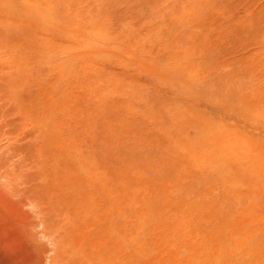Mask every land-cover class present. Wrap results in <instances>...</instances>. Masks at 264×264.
<instances>
[{"label":"rangeland","instance_id":"obj_1","mask_svg":"<svg viewBox=\"0 0 264 264\" xmlns=\"http://www.w3.org/2000/svg\"><path fill=\"white\" fill-rule=\"evenodd\" d=\"M5 1V2H4ZM7 0H1L0 2H1V6L2 7H4V8H6V4L8 5V7H7V11L8 12H6L5 10H0V81L1 80H3L4 78H6V75L7 76H10V74L12 73V75L14 74L13 72H16L17 71V69L16 68H19V70H20V76H18L19 74H17V78L18 77H20V81H21V83H23V84H21V86L20 87H24L23 89H25L26 91H23V89H22V91H21V93H23L24 92V94H23V96L21 97V94H20V96L19 97H21V98H18V96H17V94H14V96H17V98L15 99V100H17V104H16V102H15V104L16 105H14V104H12V101L14 100V97H12V95L9 93V92H12V91H5V89H9L7 86H8V84H6V87H5V89H2L1 87H0V112L1 111H3V112H5V113H2L4 116H2L1 114H0V264H55V261H54V263H53V260H55V258L56 259H58L57 258V254H60L62 251H63V249H64V247H65V245H64V238H63V235H65V232L66 231H64L63 230V225H64V222H65V217L64 216H67V215H63V219L61 220V219H59L58 217H56L57 215H58V213H59V211L58 210H60V212L62 213V214H66L65 212H69L70 211V209L68 208V206H70L71 204H72V199H73V196L77 193L78 194V192H82V191H85V192H87L88 190L89 191H93V193L94 192H96L94 195H95V198L96 199H99V201L101 202V204L99 203V202H97V210H99V209H102V208H99V206H102V205H106V203H108V201H109V198L112 196L113 198L115 197L116 198V196L118 197L119 195H120V197L122 196L121 195V193H119L120 192V190H121V192L125 195V197H131V187L132 188H136V191L134 192V190H133V194L134 193H137V194H135L136 196L140 193V191H142L141 193H140V195H138V196H140V197H136L135 195H133L134 197H133V199H135L134 201H135V205L137 204V206L135 207V210L133 209H131L132 207L131 206H127V202L124 204V206H122L121 207V209H122V211H123V214L126 216V218H127V220L130 222L129 224H131V221H135L134 219L136 218V219H143V221L146 223L145 224V229L146 230H149V227H150V224L148 225L147 224V222L146 221H148L149 220V218H151L149 221H151L152 220V218H154V220H152L154 223L155 222H157L158 223V219L156 218L157 216H158V214H159V216H161V217H163L162 219H164V222L163 221H161L162 219H160V222H161V224H160V226H162V224H163V226L165 225L166 226V228H167V225H168V223L169 224H172V223H170V222H172V219H174L173 217H175V219H174V221H173V223L175 222L176 224H177V220H178V223H179V219L181 218V217H179V216H181V214H180V212H181V210L183 209L184 210V208H182L183 207V205H184V201H186V200H184L183 202H181V201H179L178 199H180V198H183V197H181L180 195H182V196H184L183 194H186L187 192H188V194L187 195H189L191 198H192V196L194 195L193 194V191L191 192V195L189 194V190H194V189H196L197 188V190L199 189V191H196L197 192V194H196V192L194 191V193H195V195H198V192L200 193V194H202V195H204V193H209L206 189H203V183H204V178L200 175V174H198V172H195L194 171V169H192V168H190L187 164V167L186 168H181L180 166H179V168H178V164H181L182 163V161H185V160H182V159H184V158H182V157H186L187 156V154H188V157H190L189 155H191L190 153H192V150L191 149H193V146L195 147V145L197 144H193V142L194 141H192L191 142V140L192 139H194V138H196L197 140H198V142H200L199 141V139H200V136H202V131H199V130H201L200 128L197 130H194L193 129V131L192 130H186V129H188L189 127H190V125L188 126V127H186L185 129H183L182 128V130L184 131V133H185V135H186V133H187V136L189 135V136H191V138L190 137H187L186 138V136L185 135H182V136H184V138H183V144L185 145L186 143H187V141L189 142V146H190V148L191 149H189V146L188 147H185L184 145H183V147H182V150L180 151L179 149L177 150V152H179L178 154H180L181 153V155H182V153H184V152H188V150H185L184 152H183V149H189V150H191V152L189 153H186L185 155H182V157L181 156H179V155H177L176 154V152H175V154L178 156V159H177V157H175L177 160H178V163H177V160L175 159L174 160V154H171L172 152H171V150L172 149H175L174 148V145H179L180 143H181V141L179 142V143H177V144H174L173 145V143L171 142V140L170 141H168L170 138H172V135H173V133H171L170 132V130H172V129H177V127H178V130H180V133L182 132V130L181 129H179V127H183L182 125L180 126V125H178V124H180L179 122V120H181V119H179L181 116H182V114L181 115H179L180 117L177 119L179 122L178 123H175V127L173 128V127H171L172 126V123H174V120L172 121V119H174L175 117H177L178 115H177V113H178V111H181L183 108H182V106H185V105H187L188 103H187V99H188V97H186V96H183L182 97V95H181V97H179L180 96V94L178 95V94H176L177 92H175L174 90H172V88L170 89V88H168L167 87V85L166 86H164V85H161V86H157V84L158 83H156V84H154V83H152V82H154L155 80H153L154 79V77L155 78H161L162 79V77L163 78H165L166 77V75H165V73L163 74V72L161 73L160 71L161 70H159L160 68H164V67H166L167 65H166V63H163L162 61L164 60V59H168V58H170V59H168L169 61L170 60H172V58L170 57V56H167V57H165V55L167 54L166 52L170 49V51H172L173 53H175V52H177L176 50H174L175 49V46H176V48H178V46L177 45H180V43L179 42H181V49H179V50H181L182 51V54H180V52L181 51H178V56H177V54H176V60H177V62L175 61V59H174V56H175V54H173L174 56H172L171 55V53H170V51H168V53H169V55H171L172 57H173V59H174V61H171V62H169L168 61V63H169V65H172L173 63V65L171 66L172 68H171V70L174 68L173 66H175V65H178L179 63H185V65H186V63L188 64L189 62H191V61H193V59H195L194 61H193V63H194V65H196V60L197 59H199V58H201V60H198V61H203V62H198L197 61V64L199 63L200 64V66H199V70L205 65L204 63H206V64H208V66H206V68L208 67V69H204L205 68V66L203 67V69H201V71H199L198 73L200 74V73H202V72H206V73H203V74H200V75H198V74H195L194 72H193V75H197L198 76V78H196V76H195V80H198L197 81V83L195 82L194 83V85L196 86V84H197V86L196 87H194V91L196 90V88L198 89L197 91H198V93H200V92H205V93H207V94H203V93H200L199 94V98H198V96H196V97H192L193 99H196L195 101H190V100H193V99H189V101L188 102H190L189 103V105L190 106H192L194 109H196V110H194V111H196V112H193V111H191V109H190V111L188 110L189 108H190V106H188L187 105V111H189V112H187L186 111V107H185V109H184V111L186 112V113H188V114H185V116L186 117H188V119H186L185 117V120H181L182 121V123L185 121V123H186V120L188 121L189 120V122H191V120H190V118H191V113L190 112H193L194 113V115H192L193 116V120H195V117H197V116H195L196 114L195 113H197V115H198V113H203L202 111H205L204 113H208V114H206V115H204V113H203V115H204V117L205 116H207L206 118L208 119H210L209 121H212V117H217V119L215 118V119H213V120H217V121H215V123H217L218 124V122H220V124L221 123H223L222 122V120H224V122L225 123H223V124H221L224 128H229L230 126H233L232 124L230 125V123H228L227 124V121H229V122H231V123H233V121H234V123L233 124H235L236 122L238 123L239 122V124H236V125H239L240 127H242V129L241 128H239L238 127V129H236V128H234V127H232V128H234L238 133H244V135H246V134H248V133H251V135H254L255 136V138L256 139H262V137H263V139H264V136H262L263 134H264V130H262L263 129V126H261V123H260V126H261V128H260V126H258V128H259V130L258 131H260V132H263V133H261V135H260V133L259 132H257V131H255L256 129H257V126H256V128H255V130L253 129L255 126L254 125H256V124H253V126H251L252 125V123H250V122H248L249 120H248V117H247V114L245 115V117L244 116H242V114H237L236 115V112L238 111V112H241V111H239V109H240V107H241V105H243V103H245L242 107L244 108V106L245 105H247L248 104V106L249 105H251V103H252V106H253V108L254 107H256V108H260L262 105H263V107H264V93L263 94H261L262 92H263V90H259L258 88H256V90L258 89V93H260V96H263V97H261V100H258L260 97L259 96H256V95H258V93H257V91H255V96H256V98H257V102H259L260 101V105L255 101V100H253L254 99V97H253V99H252V101L250 102V103H248V100L249 99H247L246 100V98L244 99V98H242V97H247V95H245V96H242V95H244L247 91L248 92H250L249 90L252 88L251 87V85L249 84L250 82L249 81H246V80H244L246 77H247V71H249V73H248V77L246 78V79H248V80H250V77L249 76H251L252 77V75L254 74L255 75V78L258 76L259 78H260V81L262 80V81H264L263 79H264V76L262 75L264 72H263V70H264V68L262 67V69L260 70L259 68H258V66L257 65H255V64H258L259 62H261V63H264V59L261 57L262 55H261V53H263L264 54V52H262V50L264 51V0H209V1H207V0H199L198 2H200V5H197L198 7H199V9L200 10H202V11H199V9H198V12H199V15L201 14V17H200V19L199 20H195V16L198 14V12H197V8H196V12H195V14H194V10L193 9H191V10H189L188 11V14H190V13H192L191 11H193V14H191L190 15V17H191V20H190V18H189V16L187 17L188 19V21H192V23L190 22V24H188L187 22H186V24H188L189 25V27H188V25L186 26V28H188V29H183V28H181L180 27V25H181V23H175V22H182L183 20H177V14L176 15H173L172 13H176L177 12V8L178 7H180V6H183V4L185 3V1L187 2L188 0H97V2L95 1V0H80V2H78L77 0L75 1V0H72V1H70V0H42V1H40L39 0V3H41V2H45V4L47 5V3H48V7L49 8H53V9H57V11H58V13H57V11H53V10H50V11H52L54 14L55 13H57V15H58V17L57 16H55V17H57V18H59V16H61V17H63V19H66L65 21H69V19H70V23H72V24H75V22L74 21H77V18H76V16H78L79 14L83 17L84 16V18H82V17H80L81 19H80V21H77V22H81L80 23V25L83 23V22H85V23H83V25L84 26H86V27H88V26H90V25H92V26H96V24H99V23H96V24H92L93 22H92V20L95 18L96 19V21L98 20V17L99 16H101V17H99V18H102V20H103V18H105V20H106V22L104 23V22H102L101 21V19H99L104 25H105V28L103 27V26H100V27H102V28H104V29H102V28H100L99 26V28H100V30H106V31H103V33H102V31H100V36L98 35L99 34V32L96 34V32L97 31H99V30H95V28H98V27H88V28H86V27H84L83 25H81L82 26V28L84 27V28H86L87 30H83L82 28H81V26L79 25V26H77V27H79L78 29L79 30H77V31H75L76 30V27L73 25H70L71 26V28L69 27V28H66V31H67V29H71V30H73V32H76V33H71V34H69L71 31H67V32H65L66 33V35H67V33H68V35L64 38V40H62V41H60L61 43L60 44H63L64 46L63 47H65V49L64 50H62L63 49V47H62V51H67V50H69V51H71V53L70 52H66V53H69L70 55L72 54V57H74V55H73V53H75V57H76V53H77V58L78 59H80L81 58V56L82 57H84V55L87 57L88 56V53L90 52L89 50H91V52H90V58L91 59H94V60H90V61H92V62H90L92 65H90L88 62H85V61H80L79 60V62L81 63V62H84V63H88V65L89 66H91L92 68H94V70L93 71H95L96 69V71L95 72H89L90 70H83V68H79V66L80 67H83L84 65L82 64H80V65H77L76 63L74 64L73 62H72V58H70L71 59V62L73 63L71 66H73V68H70V67H68V66H70V61L68 62L67 61V56H65L66 57V61L69 63V65L67 64V62H66V64H67V68H69V69H71V70H69V71H71V72H73V70L75 71V72H73V73H67L68 75H70V76H65L66 78H67V82H69V83H66V81H65V79L63 80V78H62V75H60V73H59V67L57 68L56 66H58V63H60V62H57V63H55L56 64V66H55V64L53 63L54 62V59H53V61H50V62H52L53 64L52 65H54L56 68H54V70L56 71V72H51V71H49L48 70V65L47 64H42V63H40V65L39 64H37L36 62H32L31 61V59H29L30 58V56H29V58H26V57H28V53L31 51H34L36 48V45H37V47H38V45H39V41L38 40H40V38L41 37H43V36H41L42 34H40V35H38L39 34V32H42L43 31V29H44V27H45V30H46V32H47V30L48 29H46V26H44V25H42V26H44L43 27V29L42 28H40V24H38L39 23V21L36 19V18H34L35 17V13L34 12H32L31 10H28V7H27V5H28V3H26L27 5H26V7H27V11H28V13H27V11H26V13H24V14H29V11L30 12H32L31 13V16H29V15H27L28 16V18H27V16L26 15H21V14H23L22 12H24L22 9L21 10H19L18 9V7H19V5H20V7L19 8H21L22 6L21 5H24L23 3L21 4V2H22V0H21V2H19L20 0H17L18 2H17V4H16V0H11V1H13L12 3H11V1L10 0H8V2H6ZM28 1H31V2H29L30 4H34L33 6H35V7H38V6H42V5H44V3L41 5H39L35 0H28ZM33 1V2H32ZM48 1V2H47ZM62 1V2H61ZM70 1V2H69ZM97 3V6L95 5H93V3L94 4H96L95 2ZM99 1V2H98ZM195 1V3H196V1L197 0H194ZM15 2V3H14ZM23 2H26V1H24L23 0ZM47 2V3H46ZM66 2V3H65ZM73 2H75V3H73ZM77 2H78V4H77ZM91 2V3H90ZM162 2V3H161ZM184 2V3H183ZM197 2V3H198ZM205 2V3H204ZM206 2L208 3V7H205V6H207L206 5ZM6 3V4H5ZM11 3V4H10ZM51 3V4H50ZM57 3V4H56ZM68 3V4H67ZM160 3H161V6H160ZM177 3H179V4H182V5H179L178 4V7L177 8H175V5L174 4H176L177 5ZM196 3V4H197ZM203 3V4H202ZM5 4V5H4ZM18 5V7H16L17 8V10L15 11V12H17V15H14L15 14V12H14V10L16 9H12V8H10V10L12 11V13L9 11V6L10 5ZM37 4H38V6H37ZM52 4H53V6H52ZM79 4H81L79 7H77ZM92 4V5H91ZM158 5V7H156V9H155V5ZM196 4H195V6H196ZM202 4V5H201ZM4 5V6H3ZM32 5L30 6V7H32ZM66 5L67 6H69V10H68V7L66 8ZM75 5V6H74ZM86 5V6H85ZM156 5V6H157ZM173 7H172V6ZM185 5V4H184ZM51 6V7H50ZM154 6V7H153ZM186 6H187V4H186ZM196 6V7H197ZM206 9H204L203 7ZM11 7V6H10ZM14 7V6H13ZM34 7V8H35ZM44 7V6H43ZM75 7V8H74ZM77 7V8H76ZM152 7H153V10L155 11H153L152 13H151V10H152ZM64 8H66L65 10V13L66 12H68L69 11V13H70V11H71V13L70 14H72V15H74L75 13H76V16H71L70 14H65L66 16H68V15H70L69 16V19H67V17L64 15ZM74 8V9H73ZM79 8H81L80 9V11H79ZM158 8H160L161 10H167V13H165L164 11H161V12H163V13H160L159 12V10H157ZM173 8H175L176 10H173ZM1 9V8H0ZM36 9V8H35ZM39 9V8H38ZM38 9H36V11L38 10ZM60 11H59V10ZM75 9H76V11H75ZM77 9H78V12H77ZM33 10V9H32ZM83 10V11H82ZM88 10V11H87ZM100 10V11H99ZM157 10V11H156ZM172 10V11H171ZM21 11V12H20ZM35 11V10H34ZM82 11V12H81ZM168 11L170 12H172V13H168ZM174 11H176V12H174ZM2 12V13H1ZM13 12H14V14H13ZM20 12V13H19ZM60 12L62 13V14H60ZM74 12V13H73ZM89 12V16H88V14L87 13ZM95 12V13H94ZM99 12H101V13H103V15H105V16H103V15H101V13H99ZM156 12H159V14H160V17H159V21H161V23H162V29H161V27H159L158 28V26H160V24L158 23V25H156L157 26V28H156V26H154V28L155 29H157V31L154 29V28H152V26H151V28L152 29H150V31L152 30L153 32H151V34H155V33H157L159 36H157V34H155V35H148V33H150L149 32V28H150V26L148 27V25L149 24H154V22H151V18L153 17V15H154V17L155 16H159V14L157 13L156 14ZM201 12V13H200ZM6 13V14H5ZM8 13V14H7ZM9 13H10V15H9ZM18 13L20 14L19 16H20V19H18L17 18V16H18ZM53 13H50L51 14V16H53ZM79 13V14H78ZM83 13V14H82ZM97 13V14H96ZM99 13V14H98ZM156 14V15H155ZM164 14H165V20H163V16H164ZM170 14H172L173 16H170ZM62 15H64V16H62ZM87 15V16H86ZM95 15V16H94ZM169 15V19L170 20H172V23L171 22H168L167 23V21H169L168 20V18H167V16ZM193 15H195V16H193ZM12 16V17H11ZM18 16V17H19ZM21 16H24V18L22 17L21 18ZM34 16V17H33ZM90 16H91V18H92V16L94 17V18H90ZM16 17V18H15ZM55 17H51L52 19L54 18V20L56 19ZM65 17V18H64ZM73 17V18H72ZM74 17L76 18V19H74ZM85 17H87V18H85ZM89 17V18H88ZM154 17H153V21H154ZM174 18V20H176V21H173V19L172 18ZM175 17H177V18H175ZM199 17V16H198ZM198 17L196 16V19H198ZM263 17V18H262ZM27 18V19H26ZM29 18H31V19H33L34 21L31 23V25H30V27L33 29H30V27H28L27 25L29 24ZM74 19V20H72V19ZM167 18V19H166ZM19 20V23H17L18 25H20V23L21 24H23V26H21V27H23V28H20L19 30H13L12 28V26L14 25L15 26V24L14 23H16L17 21H15V20ZM21 19H23V20H21ZM62 19V18H61ZM90 19V20H89ZM95 19L93 20V21H95ZM162 19V20H161ZM25 20H27V21H25ZM57 20V19H56ZM55 20V21H56ZM73 22H72V21ZM91 22V24L89 23V21ZM98 20V21H99ZM155 21H156V23L155 24H157V20H156V17H155ZM162 21H166L165 23L164 22H162ZM185 21V20H184ZM25 22H27V23H25ZM57 23H53V25L54 24H58L59 26L61 25L63 28H61V26L59 27V28H61V29H64L65 27L64 26H66V25H62V23L64 24V23H66V22H60L59 20H57L56 21ZM77 22H76V25H77ZM88 22V23H87ZM100 22V23H101ZM37 25H36V24ZM61 23V24H60ZM147 23H149L148 25H147ZM166 24L167 23V25H164V24ZM183 23V22H182ZM27 24V25H26ZM35 24V25H34ZM103 24H100V25H103ZM180 24V25H179ZM185 24V25H186ZM25 25V26H24ZM58 25H56V27L58 28ZM17 26V25H16ZM33 26V27H32ZM166 26H167V31H166ZM181 26H183L184 28H185V26L184 25H181ZM240 26H243V28L242 27H240ZM244 26H246V27H244ZM250 26V27H249ZM10 27H12V28H10ZM20 27V26H19ZM34 27H35V32H36V34H35V32H34ZM50 27V29H52V27L54 28V33H52V32H50V29H49V33H52V34H56V27H55V25L54 26H48L47 28H49ZM72 27H74V28H72ZM249 27V29L247 30V28ZM17 28V27H16ZM37 28H39L40 30L42 29V31H39V30H36ZM81 28V29H80ZM60 29V32L61 31H63V30H61ZM159 29V30H158ZM242 29H243V31H242ZM53 30V29H52ZM83 30L84 32H81V31ZM38 31V32H37ZM31 32V33H30ZM34 32V33H33ZM59 32V33H60ZM104 32H108V35H110V36H113V39L115 38V39H117V43H118V41H119V45L121 46L119 49H116V48H113V49H110V46L109 45H113V41L115 40H111L110 38L111 37H109L108 35H106ZM164 32H165V34H164ZM32 33H33V35L35 36H33L32 35ZM44 34H45V31L43 32ZM62 33V32H61ZM91 33V34H90ZM95 33V34H94ZM169 33V34H168ZM43 34V35H44ZM64 34V33H63ZM87 34H90L91 35V38L92 39H94L95 38V36H96V38H95V41H92V39H91V42H90V44H92L93 43V47H95V43H96V46H99L100 44H99V42L98 41H100V40H102V39H104L105 38V36H104V34L106 35V36H108L109 37V40H111V42L109 41L108 42V44L109 43H112V44H109L108 46L107 45H105V47L103 48L102 47V45H104V44H102V45H100L102 48L100 49V47H97V49H94L93 47V49H94V51H95V53H94V51H93V49H91L90 47H91V45H88L87 43H89L88 42V37L90 36V35H88L87 36ZM95 36H94V35ZM102 34H103V36H104V38H101L102 37ZM163 34V37L161 36ZM168 34V35H167ZM54 35H52V41L54 40L53 38V36ZM57 36H58V32H57V34H56ZM56 35H55V38H56ZM59 35H61V36H63L62 34H59ZM65 35V34H64ZM93 35V36H92ZM166 35V36H165ZM170 35V36H169ZM173 35V36H172ZM34 38H33V37ZM38 38H37V37ZM40 36V37H39ZM45 36H47V34L45 35ZM98 36H99V38H98ZM48 37H50V36H48ZM47 37V38H48ZM59 37V36H58ZM69 37V38H68ZM153 37H157L156 39H155V41H154V38ZM158 37H159V40H158ZM160 37H162V38H160ZM168 37V39L169 40H171L170 42H172V43H174L172 40H176V43H177V45L175 44H173V47H171V43H170V47L171 48H169L168 46H166L167 47V49H165V53H164V51L162 52V50H161V47H162V49H164V47H163V45L162 44H165V43H161V41L162 40H164V41H167V43H168V39L167 40H165L164 38H167ZM183 37H185V38H183ZM263 37V38H262ZM51 38V37H50ZM49 38V40H51ZM172 38H174V39H172ZM176 38V39H175ZM189 38V39H188ZM32 39H36L37 41H33ZM106 39L108 40V38L106 37L105 38V41H106ZM160 39H161V41H160ZM188 39V40H187ZM43 40H45V38L43 39V38H41V41H43ZM46 40H48V39H46ZM45 40V41H46ZM49 40H48V42H49ZM56 40L57 39H55L54 41H53V45H54V42H56ZM60 40V39H59ZM180 40V41H179ZM182 40V41H181ZM190 40V41H189ZM51 41V42H52ZM84 41H86V44H84L85 42ZM90 41V40H89ZM104 41V42H105ZM163 41V42H164ZM32 42H34V43H32ZM95 42V43H94ZM97 42H98V45H97ZM115 42H116V40H115ZM186 42V43H185ZM35 43H36V45H35ZM42 43V42H41ZM43 43H45V42H43ZM100 43H102V41H100ZM167 43H166V45H167ZM169 43H168V45H169ZM35 45V47L33 48V45ZM56 44V43H55ZM60 44H59V46H60ZM82 44V45H81ZM106 44H107V42H106ZM117 44V45H118ZM182 44H183V46H182ZM48 45H49V43H48ZM117 45H115L114 44V46L115 47H119V45L117 46ZM187 45H188V48H187ZM30 46V47H29ZM51 46V45H50ZM88 46H90L89 48H88ZM106 46H107V48H106ZM113 46V47H114ZM165 46V45H164ZM54 47V46H53ZM58 47V46H57ZM13 48V50L12 51H14L15 52V50H16V55H18L17 57H16V55H14V52L13 53H9V51L11 50ZM28 48V49H27ZM32 48V49H31ZM61 48V47H60ZM59 48V49H60ZM99 48V49H98ZM174 48V49H173ZM183 48V49H182ZM40 49H42L41 48V46H39V51H41ZM51 49V48H50ZM104 49H108L107 50V53H106V51H104ZM186 49H187V51H186ZM52 50V49H51ZM54 51H55V48L53 49ZM58 50V49H57ZM56 50V51H57ZM60 50V51H61ZM101 51V55H98L99 53H100V51ZM109 50H111L110 52H109ZM184 50V51H183ZM11 51V52H12ZM26 51H29L28 53H26ZM36 51V50H35ZM59 51V52H60ZM96 51H97V59H95L94 57L92 58L91 56H93V54H96ZM261 51V52H260ZM24 52H25V54H24ZM37 52H38V50H37ZM58 52V51H57ZM103 52H105V53H103ZM109 52V53H108ZM184 52V53H183ZM187 52V53H186ZM56 53V52H55ZM62 53L63 52H61V54H59V56L58 57H60V55H62ZM80 53V54H79ZM82 53V54H81ZM186 53V54H185ZM24 54V55H23ZM31 53H29V55H30ZM41 54V53H40ZM52 54H53V52H52ZM52 54H50V55H52ZM64 54V53H63ZM84 54V55H83ZM92 54V55H91ZM12 55L14 56V57H16L17 59H16V64L14 63V61L12 60ZM25 55H26V57H25ZM34 55H36V56H38L37 54H34ZM34 55H31V56H34ZM47 55V54H46ZM45 55V56H46ZM49 55V56H50ZM65 55V54H64ZM80 55V56H79ZM253 55H254V57L256 58V62L257 63H255L254 65H255V68L253 69V72H251L250 73V71H252V70H250V68H251V66H252V68L254 67L253 66V63L255 62V61H249V60H254L253 59ZM44 56V55H43ZM45 56L44 57H41V55H40V57H41V59H43V58H45ZM53 56H54V54H53ZM89 56L87 57L88 58V61H89ZM95 56V55H94ZM8 57V58H7ZM14 57H13V59H14ZM48 57V56H47ZM50 57H52V56H50ZM50 57H49V59H50ZM64 57V56H63ZM69 57H71V56H68V60H69ZM80 57V58H79ZM155 57V58H154ZM11 58V59H10ZM34 58H36V57H33V61H35V59ZM38 58V59H37ZM36 59H37V61L38 60H41V59H39V56L37 57ZM85 58V57H84ZM152 58H153V61H154V59H155V61L157 62V63H159L158 61H160L161 62V64L163 63V65L165 64L166 66H162L161 67V65L159 64V67L160 68H158V64L154 61H151L152 60ZM158 58V61L156 60ZM161 58V59H160ZM162 58H164L163 60H162ZM25 59H29L30 61H24ZM45 59H47V58H45ZM48 59V60H49ZM57 59L59 60V58H55V60L57 61ZM64 60V58H61V60ZM78 59L77 60H75L76 62H78ZM192 59V60H191ZM206 59V60H205ZM51 60V59H50ZM62 60V61H63ZM84 60H86V58L84 59ZM248 60V61H247ZM43 61H44V59H43ZM55 61V62H56ZM150 61L151 62H153V64H151L150 63ZM167 62V60H164V62ZM205 61H208V62H205ZM28 62H30V63H28ZM46 62H47V60H46ZM175 62H176V64H175ZM247 62H252V65L251 66H249L248 68L246 67L245 68V64H247ZM147 63V64H146ZM148 63H150V65L149 66H151V65H153V67L151 66V68L148 66ZM155 63L157 64L156 66H155ZM192 63V62H191ZM182 64V65H183ZM198 64V65H199ZM50 65V64H49ZM75 65L79 68H77V67H75ZM87 65V64H86ZM148 67H147V66ZM185 65H183V66H185ZM189 65H190V63H189ZM249 65V64H248ZM247 65V66H248ZM262 64H259V66H261ZM180 66V65H179ZM202 66V67H201ZM262 66H264V65H262ZM40 67H42L43 69L42 70H44V72H45V74H46V72L48 73V75L50 74V76H52L51 78L53 79V82H54V78L53 77H55L56 76V78H55V80H57V81H55L57 84H59V86L57 85V89H58V91H59V89H61L62 88V86L64 85L65 87H66V85H67V89L66 90H68L67 91V94H69V95H66V96H64L62 99H68V100H66V101H63L62 100V103L64 102H67V103H65V105L63 106V104L62 103H58L56 100H58V98H60L61 99V95H60V97L59 96H57V95H59V93L57 92V89L55 90V87H54V90H52V91H56L57 92V95H56V92L55 93H53V95H52V92H49L50 90H51V85L53 84H50V86H49V84H47L46 83V81L49 79V80H51V78H47L48 76L47 75H44V76H47L46 78H47V80H45L46 78H43L42 77V75L41 74H39V73H41L42 71H41V68ZM50 67V66H49ZM86 67V66H85ZM90 67V68H91ZM159 70V73H158V70L156 69V68ZM195 67V66H194ZM201 67V68H200ZM256 67H257V72L255 73L254 71H256L255 69H256ZM76 70H75V69ZM88 67H86L85 69H87ZM89 68V69H90ZM149 70H148V69ZM187 68H189L188 66H186V74H187V76H189L190 77V79H191V81H193L194 80V76L192 75V72L191 71H188L187 70ZM247 70H245V69ZM251 68V69H252ZM58 69V70H57ZM82 69V70H81ZM156 71V73L157 74H155V71ZM166 69H168V66L166 67ZM166 69H164V70H162V71H166ZM170 69V68H169ZM182 69V68H181ZM180 69V70H181ZM183 69H185V67L183 68ZM14 70H16V71H14ZM18 70V71H19ZM45 70H48V71H45ZM92 70V69H91ZM151 70V73L149 72ZM179 70V71H180ZM203 70H205V71H203ZM222 72H221V71ZM38 71V72H37ZM53 71V70H52ZM86 72V74L87 73H89V74H85V73H83L82 75H81V72ZM177 70H175V72H176ZM182 71V70H181ZM184 71H183V73H184ZM220 71V73H218ZM246 71V72H245ZM261 71H262V74H261ZM2 72H10V74H6V75H3V73ZM43 72V73H44ZM91 73V74H90ZM191 74V75H189V74ZM208 73H210V76L209 77H207L209 74ZM22 74V75H21ZM32 74H33V76H34V78L31 80V76H32ZM35 74H37V75H35ZM54 74H56L55 76H54ZM66 74V73H65ZM72 74V75H71ZM73 74H75V76L73 75ZM77 74H79V75H77ZM85 74V75H84ZM93 74V75H92ZM96 74V75H95ZM205 74H208L207 76L205 75ZM211 74H213V76H211ZM217 74H218V76H217ZM219 74H221V76H219ZM244 74H246L245 76L246 77H243V78H240V77H242V76H244ZM251 74V75H250ZM259 74H261V75H259ZM16 75V74H15ZM40 75V76H39ZM92 75V76H91ZM149 75H150V77H149ZM154 75V76H153ZM158 75H160V76H158ZM162 75V76H161ZM164 75V76H163ZM171 75H172V73H171ZM177 75V74H176ZM229 76V77H227V76ZM235 76V78L236 79H234V81H233V79L231 78V77H233L234 78V76ZM239 75H240V77H239ZM242 75V76H241ZM253 75V76H254ZM257 75V76H256ZM22 76H24V77H22ZM39 76V79H40V77H42V79H40V82H39V79L37 80V77ZM59 76H61V77H59ZM85 76V77H84ZM93 76H95V78L97 79V80H95V78L93 77ZM98 78H97V77ZM99 76H101V78L99 77ZM170 76V75H169ZM200 76V77H199ZM225 76V77H224ZM260 76H262L263 78H261ZM11 77V76H10ZM15 76H14V78H12V79H15V82H14V80L12 81V79H10L11 81H12V83L11 82H9V80H7L8 81V83H11L9 86H12L13 85V82H14V84H15V86L13 85V87H17L18 86V84H17V78H16ZM59 77V78H58ZM89 77V78H88ZM90 77H92V78H94V79H92V78H90ZM107 77H112V78H110V81L111 80H113L114 81V78H115V80L116 79H118L119 80V82H118V80L117 81H115V82H113V81H108V79L109 78H107ZM167 77H168V75H167ZM165 78L166 80L165 81H167V79H168V81H169V78ZM173 77V76H172ZM172 77H171V79H172ZM175 77H177L178 78V76H175ZM174 77V78H175ZM201 77H203V78H201ZM205 77V78H204ZM243 79L242 81H243V83H245V84H243V87L241 86L242 85V81H240V79ZM9 78V77H8ZM7 78V79H8ZM100 78V79H99ZM150 78H152V79H150ZM159 78V79H160ZM208 78H210L209 80H211V78L213 79V82H212V84L210 83V81L209 80H206V79H208ZM254 78V77H253ZM19 79V78H18ZM44 79V80H43ZM122 79H125L124 81L122 80ZM179 80H180V78H178ZM189 79V80H190ZM201 81H200V80ZM203 79V80H202ZM229 79V80H228ZM237 79H239L238 80V82L239 83H241V84H237L238 86H236L235 85V81H237ZM252 79V78H251ZM258 79V78H257ZM257 79H255V80H257ZM28 80V81H27ZM33 80H35V83H41V85H43L42 83L44 82V84L45 85H43V86H41L40 87V89H41V95H39L38 93H36V92H38L37 91V84H34V82H33ZM43 82H42V81ZM100 80V83H98V81ZM152 82H151V81ZM229 81V83L227 82V81ZM259 80V79H258ZM257 80V81H258ZM38 81V82H37ZM97 81V82H96ZM126 81H129L130 83L128 84V82H126ZM161 81H164V80H161ZM172 81V80H171ZM175 81V80H174ZM177 81V80H176ZM208 81H209V83H208ZM212 81V80H211ZM230 81H232V82H230ZM251 82L252 81H254V80H250ZM256 81V82H257ZM261 81V82H262ZM33 82V84L35 85V91L34 90H32V88H29L30 86H28V85H31V83ZM49 82V81H48ZM96 82V83H95ZM156 82H160V80H157L156 79ZM179 82V81H178ZM181 82V81H180ZM185 82V81H184ZM194 82V81H193ZM201 84V86L199 85L198 86V84L199 83ZM202 82L204 83L205 82V84L203 85L202 84ZM207 82V83H206ZM247 82V83H246ZM4 83V82H3ZM95 83V84H94ZM98 83V84H97ZM230 83H232V84H230ZM233 83H234V85H233ZM253 83H255V82H253ZM258 83V82H257ZM262 83H264V82H262ZM261 83V84H262ZM17 84V85H16ZM27 84V85H26ZM134 84V86H136V87H129V86H132ZM160 84V83H159ZM158 84V85H159ZM168 84V83H167ZM212 85V88H209L208 87V85ZM229 84H230V86H229ZM248 84L250 85V87L251 88H249V86H248ZM252 84V83H251ZM259 84V83H258ZM0 85L3 87V85L0 83ZM23 85V86H22ZM60 85H61V87H60ZM115 85H117V89L116 90H114V88H116L115 87ZM118 85H122L121 87L120 86H118ZM175 86H176V88H177V83L176 84H174ZM207 85V86H206ZM216 85V86H215ZM228 85V86H227ZM240 85V86H239ZM248 87H247V86ZM5 86V85H4ZM47 86V87H46ZM63 86V87H64ZM124 86V88H126V91H124L123 89H122V87ZM178 86H180V88L183 86V87H189V86H187V84H186V86H184V84L182 85H178ZM218 86V87H217ZM232 86V87H231ZM236 86V87H235ZM247 87V88H245V87ZM19 87V86H18ZM46 87V88H45ZM48 87H50L49 89H48ZM89 87H94V88H92V89H94V91L93 90H91V91H93V92H91L90 93V91H89ZM113 88V90H112V88ZM127 87L128 88H130V89H133L134 91H136V92H134V91H132V90H130V91H132L131 93H133V95L135 96V93H137V91H138V95H136L135 97L130 93V94H127L126 92L127 91H129V89H127ZM166 87H167V89H166ZM193 86H191V88H192ZM198 87H203V89L202 88H198ZM208 87V88H207ZM225 87L226 88H228V89H225ZM235 87V88H234ZM257 87V86H256ZM12 88V87H11ZM29 88V89H28ZM39 88V87H38ZM179 88V87H178ZM219 88V89H218ZM229 88H230V90H229ZM236 88H238V89H236ZM249 88V90H247L246 92H245V90L246 89H248ZM259 88H263L262 87V85H261V87H259ZM17 89H19V88H17ZM21 89V88H20ZM19 89V90H20ZM63 89V88H62ZM96 89V90H95ZM136 89V90H135ZM143 90V92H141L142 90ZM163 89H165V91L163 90ZM183 89V88H182ZM193 89V88H192ZM191 89V90H192ZM201 89V90H200ZM206 89V90H205ZM209 89V90H208ZM214 89H216V90H214ZM218 89V90H217ZM225 89V90H224ZM236 89V90H235ZM242 89V90H241ZM253 89V88H252ZM255 89V88H254ZM264 89V88H263ZM10 90V89H9ZM39 90V89H38ZM64 90V89H63ZM108 90V91H107ZM110 90H112L113 92H111V94L110 93H108V92H110ZM168 90H171V91H168ZM184 90V89H183ZM190 89H189V93H190V91H191ZM212 90V91H211ZM213 90H214V92H213ZM235 90V91H234ZM16 91V90H15ZM61 91V90H60ZM70 91H71V93H70ZM104 91V94L102 93ZM129 91V92H130ZM193 91V90H192ZM191 91V92H192ZM197 91H195L196 93H197ZM200 91V92H199ZM210 91V92H209ZM218 91V92H217ZM220 91L222 92V93H220ZM237 91V92H236ZM239 91H242V92H240L239 94H237ZM243 91L245 92V93H243ZM254 91V90H253ZM40 92V91H39ZM43 92H44V94H43ZM167 92V93H166ZM172 92H174L178 97L177 98H175L174 96H176L175 94H173ZM216 95V96H219L220 94L222 95V94H226L227 95V97L225 96V98H228V100H226V99H224V96L222 95V98L224 99V102H223V99H222V101H221V96H219L218 97V104L217 103H213V100H212V104L213 105H215V106H213L209 101H211L210 99H216L217 97L213 94V93ZM216 92H217V94H216ZM224 92V93H223ZM13 93H14V90H13ZM64 93H65V90H64ZM99 93V95L101 94V95H104V101H102L101 103H100V105H99V102L101 101V100H98L97 102H98V104H96V101L94 102V98H92L93 96H95V98H97L96 96H97V94ZM194 93V92H193ZM193 93H191L192 95H193ZM195 93V94H196ZM197 93V94H198ZM252 93H254V92H252ZM257 93V94H256ZM29 94H32L31 96H33L35 99H34V102L36 101V100H38L37 101V104L38 103H41L42 104V102H43V104H45V103H47V106H45V107H48L50 104H48V103H51V102H55L56 104L58 103L59 104V108H60V104H61V109H59V108H55L54 110H53V106H52V104H51V107H49V109L51 110L50 111V115H48V114H44L45 116L44 117H47V120L43 117V115L41 116V115H38V116H40V117H43L42 118V120H40L39 118L40 117H38V116H32L33 118H31L30 119V115L32 114L31 113V111H32V109L31 108H35V110H36V107H38V106H35V107H33L32 105H35L36 103H30L31 104V106H30V108H28L27 109V107L25 106V108H23V106L25 105V103H23L24 105L23 106H20L23 110L24 109H27V110H25L26 112L28 111V115L30 116V117H28L29 118V124L27 123V119L24 121L25 122V125H24V122L22 123V122H20V126L22 127V125L21 124H23V126H26V127H24V131H22L21 130V127H20V131H19V128L18 129H15L16 131V134L15 133H13L14 132V130H12V121L14 122V121H17V119H19V116L21 117V118H23L22 117V112L23 111H21V114L19 113L18 115H16V111L18 110V108L20 109V110H22L20 107H19V103H21V101H25V100H27V98H31V97H27ZM56 96H55V95ZM71 94V95H70ZM94 94V95H93ZM96 94V95H95ZM110 94V95H109ZM169 96H168V95ZM173 94V97H174V99H175V101H177L178 102V100H180L181 101V104H182V101L184 102V100H185V102H184V104L181 106V104H180V106H181V109L179 108L180 106H179V104L177 103V102H175L174 101V103L171 101L170 102V99H172V100H174L173 99V97L171 96ZM201 94H203L204 96H201ZM208 94H210V95H208ZM211 94H212V96H211ZM219 94V95H218ZM224 94V95H225ZM36 95V96H35ZM37 95H38V97H37ZM100 95V96H101ZM128 95H130V96H133L134 98H135V100H137V101H139V104H137V106H135V104L133 105L131 102H128L130 99L132 100V99H134L133 97L131 98L130 96H128ZM167 95V96H166ZM206 95V96H205ZM240 95H241V97H240ZM41 96H42V99H41ZM45 96V97H44ZM54 96V97H53ZM67 96H69L68 98H67ZM142 96V97H141ZM143 96H144V100L146 101V103H147V105H150V107L152 108H150V107H148L147 105V109H146V106H145V104L144 103H142V102H140V100H142L143 99ZM214 97V98H211V97ZM240 97V98H242V100H243V102H241V104L239 103L240 101H239V99L240 98H237V97ZM251 96H253V95H251ZM12 97V98H11ZM27 97V98H26ZM49 97V98H48ZM52 97V98H51ZM71 97V98H70ZM102 97V96H101ZM137 97H139V99H140V97L142 98V99H140V100H138V99H136ZM186 97V99H184ZM191 97V96H190ZM201 97H206V99H204V98H201ZM207 97H210V98H207ZM249 97V96H248ZM24 98V99H23ZM51 98V99H50ZM54 98V99H53ZM57 98V99H56ZM103 98V97H102ZM130 98V99H129ZM178 98H181V99H183V100H181V99H178ZM229 98H231V99H229ZM237 98V99H236ZM263 98V99H262ZM22 99V100H21ZM28 99V100H29ZM41 99V100H40ZM47 99V100H46ZM98 99H101V98H98ZM129 99V100H128ZM159 99V100H158ZM168 99V100H167ZM178 99V100H177ZM200 99V100H199ZM203 99V100H202ZM219 99H220V101H219ZM14 100V101H15ZM50 100V101H49ZM96 100V99H95ZM204 100H205V103H201V102H199V101H203L204 102ZM207 100V101H206ZM217 100V99H216ZM229 100H230V104H226V106H231V108H233L232 110H234V107H236V112L235 111H233L232 112V110H231V108H230V110H228V109H223L222 108V106H225V104L224 103H226V102H229ZM235 100H237V101H239L238 103L236 102V103H233V102H235ZM263 100V101H262ZM14 101H13V103H14ZM23 101V102H24ZM30 101V100H29ZM31 101H33V100H31ZM46 101V102H45ZM49 101V102H48ZM61 101V100H60ZM245 101V102H244ZM255 101V102H254ZM26 102V101H25ZM28 102V101H27ZM144 102V101H143ZM158 102L160 103V105L158 104ZM165 102H167L166 104H165ZM214 102H216L215 100H214ZM262 102V103H261ZM126 103H128V106H129V104H130V108H136V107H138V108H140L139 110L143 113V111L141 110L142 108H144V110H146V111H144V113H146L147 111H148V109L149 110H152L153 112H155V111H157V109H158V107H159V109L158 110H160V111H158V112H160V115H165V113L169 116V115H171V114H169V113H167L166 111H168L167 110V106H169V108H172L171 110L173 111V113H172V116H174L172 119L170 118V120H171V123H170V120L169 119H166L165 120V118L166 117H168L167 115H165V116H162V120H161V122H160V120H159V118L157 119V115H156V113L157 112H155V116H154V120H152V118H150V116L152 115L151 113H152V111L151 112H149L151 115L149 116V115H145V117H144V115L142 116V114H140V115H137L136 116V112H135V114H133L134 116H132V114H130V115H128L129 114V112H130V108L128 109V107L126 106L127 104ZM136 103V102H135ZM138 103V102H137ZM175 103H177V104H175ZM180 103V102H179ZM187 103V104H186ZM209 103V104H208ZM219 103H221L222 104V106L220 105L219 106ZM233 103V104H232ZM19 104V105H18ZM22 104V103H21ZM36 104V105H37ZM54 104V103H53ZM56 104H55V106H56ZM58 104H57V106H58ZM166 105L165 106V110L163 111V110H161L162 109V107H164L163 105ZM216 104H217V106H216ZM224 104V105H223ZM239 105V107H237L238 105ZM12 105H14L15 107H13ZM18 105V106H17ZM26 105H28L29 106V103L28 104H26ZM38 105H40V104H38ZM46 105V104H45ZM159 105V106H158ZM162 105V106H161ZM211 105V106H210ZM232 105H233V107H232ZM17 106V107H16ZM127 107V110H126V107ZM135 106V107H134ZM179 106V107H178ZM220 107V109H219V107ZM260 106V107H259ZM40 107V106H39ZM45 107H43V108H45ZM64 107H65V110H64ZM123 107H125L124 109H125V111H127V115H125L124 116V109H123ZM189 107V108H188ZM212 107H213V109H212ZM217 107H218V109H217ZM246 107V106H245ZM250 107V106H249ZM262 107V108H263ZM10 108H12V111L15 109V108H17V110L15 111V113H12L13 115H16V116H8L9 115V113H7V110H9ZM41 108V107H40ZM137 108V109H138ZM161 108V109H160ZM168 108V109H169ZM222 108V109H221ZM224 108H228V107H224ZM243 108H241V110L243 109ZM29 109L31 110V111H29ZM42 109V108H41ZM39 110V112L42 114V110ZM48 108H47V110L46 111H48L49 110ZM56 109H59L60 111H62V110H64L65 112H63L62 111V116H60V115H58L59 113L56 111ZM133 109H131V110H133ZM180 109V110H179ZM238 109V110H237ZM246 109V108H245ZM245 109H243L244 111H246ZM251 108H247V111L245 112V113H247L248 112V110H250ZM44 110V111H45ZM136 110V109H135ZM135 110H133V111H135ZM139 110L137 111V112H139ZM199 110V111H198ZM201 110V111H200ZM222 110L223 111H225V112H222ZM252 110V109H251ZM34 111V110H33ZM54 111L57 113V115H58V117L60 118V123H58L59 122V119L58 120H56V121H58L57 123L59 124V126H60V124H61V122H62V120H63V122L64 121H66L65 123L67 124V125H62V124H64L63 122H62V124H61V128L63 127H65L66 126V128H67V130H65L66 131V133H65V131H64V133L66 134V136H65V134H64V138L62 137V130L60 131L59 129H58V131H59V134H60V136H58L56 133H58L57 131H56V133H55V131H54V133L56 134L55 136H57V137H62V139L61 138H57V139H59L58 141H55L56 142V144L54 143V144H52V146H55V148L53 147L52 148V146H51V148H50V150L52 149V150H61V151H63L64 149V151H63V153H61V152H59V153H61V154H64L65 152H67V153H65V154H68L69 153V155L68 156H64V160L65 161H70L69 163L68 162H63L64 164L63 165H61V163H62V161H61V163L60 162H56V161H54L53 159L54 158H56V157H54L53 159H50V157L52 156V153L50 154L49 152H52V151H50L49 150V148L47 147V149H48V151L46 150L45 151V148H46V146H44V145H46L47 143L49 144H47L48 146H50V143L48 142V140H51V138L49 139H47V136L49 137V132H48V134H46L44 137L43 136H41V134H40V137H37L36 135L40 132V130H41V132H42V134H43V130L42 129H44V130H46V128H45V126L42 128V127H39V125L40 124H42V121H43V119H45V121H47V123H48V125L50 126V125H52L53 123H51V120H52V122H53V120L54 119H52V117H55V115H54ZM59 111V112H60ZM122 111H123V113H122ZM129 111V112H128ZM132 111V112H133ZM163 111V112H162ZM183 110L181 111V112H184ZM208 111V112H207ZM210 111V112H209ZM228 111L230 112L229 114H228ZM18 112H20L19 110H18ZM26 112H23V113H26ZM30 112V113H29ZM49 112V111H48ZM47 112V113H48ZM147 112V113H148ZM169 112H170V110H169ZM235 112V113H234ZM250 112V111H249ZM34 113V112H33ZM37 114H38V110H37V112H36ZM39 113V114H40ZM66 115H65V114ZM134 113V112H133ZM140 113V112H139ZM139 113H137V114H139ZM148 113V114H149ZM161 113H164V114H161ZM180 113V112H179ZM209 113H212L211 115L209 114ZM227 114V116H226V114ZM235 114V116L233 115V114ZM5 114H6V116H5ZM8 114V115H7ZM61 114V113H60ZM93 114V115H92ZM123 114V115H122ZM157 114H159V113H157ZM184 114V113H183ZM190 114V115H189ZM10 115H11V113H10ZM26 115H27V113H26ZM26 115L24 116V118H23V120L26 118ZM34 115V114H33ZM46 115H48V116H50V123H49V119H48V116H46ZM52 115V116H51ZM66 116V117H64V116ZM121 115H122V117H121ZM231 116V117H229V116ZM241 115V116H240ZM243 115H244V112H243ZM68 116V117H67ZM118 116H120L119 117V119L117 118ZM126 117V118H124V117ZM146 116H148L149 117V120L148 119H146V121H147V123L145 124V119L144 118H147ZM190 116V117H189ZM195 116V117H194ZM34 117H35V119H34ZM36 117H38V118H36ZM62 117L63 118H65V120L64 119H62ZM70 117V118H69ZM73 117V118H72ZM90 117V118H89ZM128 117L130 118V119H128ZM144 117V118H143ZM151 117H153V115L151 116ZM155 117H156V120H155ZM163 117H165V118H163ZM170 117V116H169ZM198 117H200L199 119H201L202 118V116L201 115H198ZM235 117V118H234ZM240 117V118H239ZM243 117V118H242ZM20 118V119H21ZM88 118V119H87ZM124 118V120H122ZM206 118H203L202 119V121H206ZM227 118H232L231 119V121H230V119H227ZM244 118H247V120L248 121H246L245 122V119ZM40 121H39V120ZM90 119H92V120H90ZM123 121H121V120ZM192 119V118H191ZM205 119V120H204ZM221 119V120H220ZM236 119L237 120H239V121H236ZM243 120L244 121V123L241 121V120ZM69 122H68V121ZM144 120V121H143ZM154 122H156L157 120V122H156V125L158 126V127H156V125L155 124H153L152 125V121ZM175 120H176V118H175ZM192 120V121H193ZM219 120V121H218ZM22 121V120H21ZM41 122L39 125H38V123L39 122ZM45 121L43 122V125H45ZM55 121V122H56ZM162 121H164V123L162 122ZM198 118H197V120H196V122H194V123H200L201 125H202V122L200 121H198ZM208 121V120H207ZM68 122V123H67ZM92 123L91 125H90V123ZM94 122V123H93ZM119 124H118V123ZM120 122L122 123V124H120ZM144 122V123H143ZM150 122H152V123H150ZM168 122V123H167ZM175 122H177V121H175ZM14 123H16V122H14ZM17 123L19 124V120L17 121ZM27 123V124H26ZM31 123V124H30ZM162 123H163V125L165 126V128H164V126L163 127H161L162 126ZM171 125H170V124ZM188 123V122H187ZM192 123V125L191 126H195L196 124H194L193 122H191ZM204 124H205V122H203ZM248 123H250V126H248ZM18 124H13V125H18ZM56 124V123H55ZM68 124H69V126H68ZM115 125V127H114V125ZM124 124V125H123ZM178 126H177V125ZM198 124L196 125V127L198 126ZM203 124V125H204ZM225 124V125H224ZM31 125V126H30ZM37 125H38V127H39V129L40 128H42V129H38L37 130V134H35V136H36V138L35 139H37V140H35L34 139V141H38L37 143L39 144V142L42 144V141L41 140H43L44 138H46V139H44V141L43 142H45V140H46V144L44 143V145H41V144H39L41 147L42 146H44L43 148L44 149H41L42 151V154H40V155H38V156H41V157H39V159H41V161L39 160V159H37L38 158V156L37 155H35L34 153V156L35 157H33V158H36L39 162H37L36 161V164L37 163H39V166L40 167H42L41 165V163L42 162H47V166H48V161L50 162V160H52V164H54V166L56 167H61L62 166V168H53L52 167V165H51V169H57L56 171H60L61 172V174L59 173L58 175L59 176H56L55 175V173H52V174H54L56 177H62V179L60 180V178H59V181H62V182H65V180L67 179V177H68V175H69V177H68V180H66V182L68 181V182H70V185L68 184V183H63L64 185H62L63 186V188H62V186L60 187V183H55V184H57L59 187H60V189H63V190H60V192L59 191H57V190H55L54 188H52L51 187V185H50V182H49V177L51 176L52 177V175H51V172L53 171H51V169H50V171H49V169L47 170V168H49V167H47V166H45L46 167V169H45V167H43L42 169H44L43 171H40L39 173H41L42 175L43 174H45V175H47V176H49L48 177V180L46 179L45 180V178L44 177H42L43 179H41V180H43L42 182H47V184H49L48 186H47V184H45V183H42L41 184V186H43V184L44 185H46L47 187H49V189L51 188V192H52V190L54 189L55 191H57V197H61L60 199L61 200H63L62 198H63V195L62 194H64V192H65V188L67 189V192H68V190L70 191V192H68L69 194H70V196H71V194L72 193H74V194H72L73 196H68V197H66L62 202H63V209H64V207H66V202L64 203V201H66L67 200V202H68V204L69 203H71L70 205H67V209H68V211H67V209L65 208V210L66 211H64L59 205H61L62 203H61V200L58 198H56V195H53V194H55V192H54V190H53V194H52V197L54 198V196H55V199H50V198H52L50 195H47V193H46V191H48V189L46 188V186H43V187H45L47 190L46 191H43L42 190V188L40 187V185L39 184H37L38 182H37V180H40V178H41V176H40V174L38 173V176L40 177H38L37 178V180H35V181H33V180H31L30 182L27 180V177H29V175H31V172H33V168L30 170V168L27 170L28 172L29 171H31L30 173H28L27 172V174L26 175H24V176H22V174L20 173V175L18 174V172H16V169H17V165L16 164H18L19 165V161L21 160V159H23V157L22 156H24V155H22L23 153H21V152H23V151H19L18 149H23V148H20V147H23V146H25L26 144L27 145H29V144H31L32 143V141H31V138L33 139L34 138V133H33V131H35L34 129H33V131H32V128H34V127H37ZM123 125V126H122ZM147 125L149 126L150 125V127H147ZM155 125V126H154ZM166 125H170V130H168V133H171L170 135H169V139L167 138V130L165 131V129H167V127H166ZM186 125V124H185ZM188 125V124H187ZM201 125H199L200 127H202ZM230 125V126H229ZM235 125V126H236ZM19 126V125H18ZM28 126V127H27ZM42 126V125H41ZM46 126H47V124H46ZM53 126L54 127H52L53 129H55L56 127V125H54L53 124ZM151 126H154V127H152V128H154V129H152L151 128ZM177 126V127H176ZM220 126V125H219ZM221 126V127H222ZM229 126V127H228ZM48 127V126H47ZM120 127L122 128L121 130H120ZM237 127V126H236ZM14 128H15V126H14ZM23 128V127H22ZM58 128V127H57ZM60 128V127H59ZM60 128V129H61ZM69 128V129H68ZM148 128H149V130H148ZM157 128V129H156ZM193 128H195V127H193ZM226 128V129H227ZM252 128V129H251ZM159 129V130H158ZM164 129V130H163ZM192 129V128H191ZM231 129V128H230ZM241 129V130H240ZM31 130V131H30ZM48 130H49V128H48ZM47 130V131H48ZM64 130V129H63ZM113 130H115V131H113ZM152 131L153 130V132L155 133H158L157 135H155V136H148V132L149 131ZM173 130V131H174ZM178 130H176V131H178ZM245 130L246 131H249L248 133L246 132L245 133ZM252 130V131H251ZM262 130V131H261ZM69 131V132H68ZM117 131V132H116ZM148 131V132H147ZM150 131V132H151ZM176 131H174L175 133V135H176V133H179V132H176ZM196 131H198L197 133H196ZM29 132V133H28ZM32 132V133H31ZM45 133H46V131H44ZM194 132V133H193ZM254 132H257L258 134H257V136L258 137H256V135H255V133ZM51 133V132H50ZM53 133V134H54ZM81 133V134H80ZM166 133V134H165ZM179 133V134H180ZM29 135V136H31V137H29V139L27 138L28 136H26V138L24 137L25 135ZM31 134V135H30ZM33 134V135H32ZM191 134V135H190ZM69 135V136H68ZM71 135V136H70ZM113 135V136H112ZM115 135H116V137H115ZM178 135V134H177ZM205 135H206V133H205ZM250 134H248L247 136H249ZM250 135V137H252ZM39 136V135H38ZM161 137L162 138V140H167V143L169 144V145H171V146H173V148L169 151L168 149H170L171 148V146H170V148H169V146L168 145H166L167 143H166V141H165V145L164 146H167L168 147V149H162V148H160L161 146H160V144L158 143V141H160V139L159 140H157L158 139V137ZM163 136V137H162ZM166 136V137H165ZM193 136V137H192ZM199 136V137H198ZM207 136V135H206ZM206 136H204V138L206 137ZM260 136H262L261 138H260ZM41 137H43V139L41 138ZM51 137V136H50ZM117 137H118V139H117ZM157 137V138H156ZM174 137H176V136H174ZM178 137H179V135H178ZM181 137V136H180ZM208 137V136H207ZM249 137V138H250ZM25 138V139H24ZM41 139L40 141H39V139ZM191 140H190V139ZM201 138H203V137H201ZM213 138H215L214 136H213ZM235 138V137H234ZM245 138V137H244ZM253 138V137H252ZM255 138H254V140H255ZM57 139H55V140H57ZM61 139V140H60ZM118 141H117V140ZM145 140V142H144V140ZM154 139V140H153ZM173 139V138H172ZM175 139L176 138H174V140H172V141H175ZM178 140H181V138H177ZM187 139V140H186ZM196 139H194V140H196ZM263 139H262V141H263ZM28 140L31 142V143H29L28 142ZM144 142V143H146V141H147V144L146 145H149V140L151 141V140H153L152 142H157V143H155L154 145L156 146V144H159V145H157L156 146V148H152L151 146L153 145H151L150 147H149V149L150 148H152V150H149V153L147 152L148 151V149L146 150V148H147V146L146 145H143V143H142V141ZM155 140H157V141H155ZM202 140V139H201ZM204 140V139H203ZM202 140V141H203ZM206 140H207V138H206ZM210 140V139H209ZM214 140V139H213ZM216 140H218L217 138H216ZM251 140H253V139H251ZM128 141V142H127ZM139 141V142H138ZM177 141V140H176ZM185 141H186V143H185ZM208 141V140H207ZM207 141H205V143L207 142ZM219 141V140H218ZM237 141H238V139H237ZM250 141V140H249ZM26 142H28V143H26ZM54 141L52 140V142L51 143H53ZM134 142H138V143H136V144H140V146L142 147V148H140V146L138 147L136 144H134V146H133V144L132 143H134ZM163 142V141H162ZM170 142V143H169ZM235 142H236V138H235ZM247 142H248V139H247ZM251 142V141H250ZM164 143V142H163ZM162 143V144H163ZM195 143V142H194ZM214 143H215V141H214ZM217 143H219V142H217ZM151 144V143H150ZM205 145L204 143H201V145ZM207 144L208 145H210L209 144V142H207ZM206 144V145H207ZM25 146V147H28V146ZM37 145V144H36ZM36 145L34 144V146H35V148H36ZM39 145L37 146V147H39ZM121 145V146H120ZM124 145V146H123ZM132 145V147H129V146H131ZM145 147V152H144V150H142L143 149V146ZM188 145V144H187ZM199 144H197L196 146H198ZM206 145H205V147H206ZM31 146V145H30ZM154 146V147H155ZM200 146V145H199ZM211 146H212V144H211ZM61 147H63V149L61 148ZM131 148V150L129 149V148ZM138 147V148H137ZM34 148V149H35ZM40 148V147H39ZM60 148V149H59ZM72 148V149H71ZM133 148V149H132ZM136 148V149H135ZM161 149L160 150V155H159V153H156V151L154 152V155H151V154H153V153H150V152H153V150L155 149V150H159V149ZM210 148V147H209ZM30 149V148H29ZM29 149H27V150H29ZM33 149V148H32ZM33 149V150H34ZM78 149H79V151H78ZM135 149V150H134ZM138 149V150H137ZM26 150V149H25ZM40 150V149H39ZM38 150V151H39ZM54 150V152H53V155H55L54 153L56 152ZM74 150V151H73ZM140 150V151H139ZM163 150H165V151H163ZM167 150V151H166ZM202 150V149H201ZM200 150V151H201ZM206 150H207V148H206ZM209 150V149H208ZM17 151V152H16ZM21 153V154H19V152ZM35 151H37V149L35 150ZM138 151V152H137ZM204 149L201 151V153H204ZM27 152H29V151H27ZM26 152V153H27ZM31 152V151H30ZM40 152V153H41ZM58 152V151H57ZM81 152V153H80ZM89 152V153H88ZM93 152V153H92ZM140 152H142V153H140ZM147 152V153H146ZM164 152V154L162 155V153ZM16 153V154H15ZM45 153V154H44ZM48 153V154H47ZM74 153V154H73ZM88 153V154H87ZM95 153H97L96 155H95ZM144 153V154H143ZM174 153V152H173ZM206 153H208V152H206ZM17 154H19V155H17ZM25 154V153H24ZM30 154V153H29ZM29 154H27V155H29ZM58 154V153H57ZM73 154V156H75L76 158L78 157V159H76L75 157H73V158H75V159H72V155ZM80 154H83V155H80ZM91 154V156L93 155L94 157H93V159H92V157H88V155H90ZM160 157H162V156H164V158H163V160H165V162L161 159V160H159V158H157L159 161H163L161 164H155V163H157V162H155L154 163V161L156 160L157 161V159L155 158L157 155ZM32 155V154H31ZM30 155V156H31ZM43 155V156H42ZM47 155H49V156H47ZM78 155V156H77ZM134 155V156H133ZM151 155V156H150ZM173 155V156H172ZM175 155V156H176ZM204 155H208V154H205L204 153ZM25 156H26V154H25ZM47 156V157H46ZM59 156V155H58ZM62 156V155H61ZM80 156H82V157H80ZM83 156H85V157H87L86 159H84V161L86 160L87 162H88V164L89 165H92L93 166V163H94V166H96V167H98V171H100V169H101V173L103 174V176H105V178H106V176L109 174V176H108V182L105 180V178H99L98 177V179L99 180H97V181H100V179H101V181H106L108 184H109V182H111L109 185L110 186H114L115 185V187L113 188V189H111V188H109L110 186L109 185H107V183H104V182H101L100 181V184H102L103 183V186H101L100 184H99V182H96V184L94 185V188L92 189L91 188V185L89 184V183H86L87 182V180L86 179H84V180H82V181H80L81 179H83V178H85V176H86V174H88V173H85L84 172V170L85 171H87V166H88V164H85V166H83L84 165V161L82 160L84 157ZM96 156V157H95ZM28 158H29V156H27ZM26 157V158H27ZM43 157V158H42ZM45 157H46V159L47 158H49L47 161H45L46 159H45ZM80 157V158H79ZM91 158V159H90ZM182 158V159H181ZM25 159V158H24ZM32 159V158H31ZM36 159H34V160H36ZM58 159V158H57ZM61 159V158H60ZM60 159H58V161L60 160ZM63 159V158H62ZM89 161H88V160ZM132 159V160H131ZM146 159L148 160V162L146 161ZM27 161H28V159H26ZM33 160V159H32ZM31 160V161H32ZM75 163H77V165H78V163H79V170L80 171H78L79 173L81 172V173H85V176L82 178V177H80V175L82 176V174L80 173L79 175L78 174H76V170H78L77 169V165L76 166H74V162ZM79 160H82L83 161V163L81 162H78ZM150 160V161H149ZM182 160V161H181ZM29 161H30V159H29ZM28 161V162H29ZM142 161V162H141ZM146 163H145V162ZM179 161H181V163H179ZM23 162V161H22ZM25 162V161H24ZM28 162H27V168H28ZM150 162H151V164H150ZM26 163V162H25ZM67 163V164H66ZM72 163V164H71ZM142 163H144L145 165H147L148 166V168L149 167H151L152 165V167L151 168H149V169H151V170H149L146 166V168H144V166H142L143 164ZM153 163V164H152ZM177 163V164H176ZM186 163V162H185ZM30 165L31 164H33V162H30L29 163ZM57 164V165H56ZM58 164H60V165H58ZM67 166H66V165ZM70 164H71V167H70ZM82 164V166H80ZM99 164H101V165H99ZM150 164V165H149ZM22 165V163H20V165L19 166H21ZM24 165V164H23ZM30 165H29V167H30ZM34 165V164H33ZM66 167H65V166ZM140 165H141V167L142 168H140ZM36 166V165H35ZM64 166V167H63ZM94 166L93 167H91V168H93V169H95L94 168ZM177 166V167H176ZM26 167L25 168H22V169H24L25 171H26ZM32 167V166H31ZM37 167V169L38 170H42V169H39L40 167H38V165L36 166ZM36 167H35V169H36ZM84 167H85V169H84ZM100 167V168H99ZM116 169H115V168ZM185 167V166H184ZM65 168H67L68 170H71V171H67V169H65ZM76 168V169H75ZM80 168H83V169H80ZM89 168H90V166H89ZM180 169L181 171H182V173H180V171L177 169L176 170V172H174V170L175 169ZM19 169V168H18ZM21 169V170H22ZM36 169V170H37ZM60 169V170H59ZM61 169L62 170H64V172L63 171H61ZM73 169V170H72ZM210 169V168H209ZM23 170V171H24ZM35 170V171H36ZM38 170L36 171V172H38ZM47 170V171H46ZM82 170V171H81ZM97 170V169H96ZM154 170V171H153ZM17 171H19V170H17ZM22 171V172H23ZM49 171V172H48ZM55 171V170H54ZM53 171V172H54ZM75 171V173L74 174H71L72 172H74ZM106 171L108 172V173H106ZM137 171V172H136ZM155 171L157 172V174L155 173ZM164 171V174H165V177H164V174L162 173ZM179 171V172H178ZM21 172V171H20ZM36 172H34V173H36ZM66 172V173H65ZM88 172V171H87ZM97 172V171H96ZM115 172H116V174H115ZM119 172H120V174H119ZM131 172V173H130ZM148 172V173H147ZM178 172V173H177ZM211 172V171H210ZM209 172V173H210ZM23 173H25V172H23ZM33 173V174H34ZM48 173V174H47ZM49 173H50V175H49ZM64 173H65V176H64ZM100 173V172H99ZM100 173V174H101ZM120 175V178L118 177V176H116V177H114V178H116L117 180L115 181V180H112L113 178V176H111V175H118V174ZM174 173H177V175H175ZM207 174V173H205V172H203V176L204 177H206V178H212V176H211V174ZM29 174V175H28ZM67 174V175H66ZM75 174L76 175H78V177H79V182H78V180L76 179V178H78V177H76L75 176ZM101 174V175H102ZM106 174V175H105ZM125 174H127V175H125ZM152 174V175H151ZM156 174V175H155ZM161 174H163V177H162V175ZM204 174H206V175H204ZM28 175V176H27ZM72 175V179L71 180H69L70 179V176ZM97 175H99V174H97ZM176 177H175V176ZM183 175H185V177H187V179L189 178V180L192 182V181H194L197 185V187H195V186H193L194 185V183L192 182V186L191 187H193L194 189H189V187H188V185L190 184H188V183H186V184H188V185H185L184 184V182L185 181H182V183L184 184H179L178 183V180L179 179H177V178H180L181 177V179H183L182 177H183ZM193 175V176H192ZM194 175H197L199 178H203L202 179V183H200L201 181H199L198 179H196V180H192L193 179V177H194ZM208 175H210V177L208 176ZM27 176V177H26ZM32 176V175H31ZM34 176V175H33ZM32 176V177H33ZM122 176V177H121ZM36 177V176H35ZM35 177H33V178H35ZM46 177V176H45ZM55 177V178H56ZM65 177V180H63V178ZM76 177V178H75ZM128 177V178H127ZM167 177V178H166ZM192 177V178H191ZM55 178H53V180L55 179ZM81 178V179H80ZM143 178V179H142ZM164 178V179H163ZM174 178H175V180H174ZM195 178H196V176H195ZM194 178V179H195ZM75 179V180H74ZM136 179V180H135ZM137 179H138V181H137ZM143 180V181H141V183H140V180ZM148 179H149V181H151L150 183H149V181H148ZM176 179H177V181H176ZM180 179V180H181ZM186 179V178H185ZM30 180V179H29ZM41 180H40V182H41ZM50 180H51V178H50ZM56 180H58L57 178H56ZM55 180V181H56ZM73 180V181H72ZM147 180V181H146ZM165 180V181H164ZM179 180V182H181ZM188 180V181H189ZM114 181H115V183L117 184V182L119 181L120 183H119V185L117 184V186H116V184L114 183ZM187 181V182H188ZM207 182H208V180H206ZM35 182V183H34ZM39 182V183H40ZM54 182V181H53ZM82 182V183H81ZM133 182H137L135 185H133ZM139 182V183H138ZM148 182V184H146ZM175 182V183H174ZM73 183V184H72ZM130 183V184H129ZM178 183V184H177ZM35 184L37 185V186H35ZM54 184V185H55ZM68 184V185H67ZM112 184H114V185H112ZM137 184H139L137 187L139 188H137V187H135ZM206 184V183H205ZM208 185H209V187H208V190H210V192H214V193H212V194H214V196L213 195H211V196H213L214 197V199H215V193L217 192V191H215V190H217V188L216 187H214L213 185H212V189H214L215 188V190H212L211 191V189H210V184L209 183H207ZM206 184V185H207ZM39 185V186H38ZM67 185V186H66ZM85 185V186H84ZM105 185V186H104ZM131 185V186H130ZM133 185V186H132ZM146 185H148V186H146ZM150 185V186H149ZM205 185V186H206ZM31 186H32V188H31ZM66 186V187H65ZM70 186V187H69ZM99 186H101V187H99ZM109 186V187H108ZM120 186V187H119ZM173 186V187H172ZM183 187V189H181L182 187ZM187 186V187H186ZM190 186V185H189ZM204 186V188H207V187H205ZM116 187H118V188H120V189H116ZM141 187V188H140ZM169 187V188H168ZM177 187V188H176ZM28 188V189H27ZM38 188H40V190L38 189ZM106 188V189H105ZM107 188L109 189V190H107ZM150 189L151 191L150 192H148V190L146 191L147 193H148V195L146 194V192L144 191V190H146V189ZM187 188H188V190H187ZM32 189V190H31ZM138 189V190H137ZM143 189V190H142ZM37 190H39L40 192H38ZM42 190V191H41ZM98 190V191H97ZM116 191V193L113 195L112 194V192L113 191ZM187 190V191H186ZM204 190H205V192H204ZM24 191V192H23ZM71 191H73V192H71ZM108 191V192H107ZM114 191V192H115ZM119 191V192H118ZM144 191V192H143ZM163 191H165L164 193H163ZM167 191V192H166ZM184 191H186L185 193H184ZM201 191H203V193H201ZM207 191V192H206ZM32 192H34V195H33V193ZM41 192H42V194H44V193H46V195H45V197L47 198V199H49V200H46V198L43 196V195H41ZM51 192H50V190L48 191V193H50L51 194ZM63 192V193H62ZM76 192V193H75ZM117 192L119 193V195L117 194ZM139 192V193H138ZM220 192V194L222 195H224L225 193H221V191H218V193ZM245 193H248V191H244ZM244 192H241V194H243ZM32 193V194H31ZM58 193L60 194L61 193V195H58ZM108 193V194H107ZM144 193V194H143ZM150 193H153V194H150ZM176 193V194H175ZM183 193V194H182ZM245 193L243 194V195H241V196H244L245 195ZM39 194V195H38ZM104 194V195H103ZM117 194V195H116ZM154 194H156V196L154 195ZM157 194H158V196H157ZM193 194V195H192ZM200 194L198 195V196H196L197 197V199H200V201H202L203 202V200H201V196H200ZM207 194H205V197H206V195ZM210 194V193H209ZM208 194V195H209ZM250 194L252 195V193L250 192ZM65 195V194H64ZM111 195V196H110ZM141 195H144V196H142L141 197ZM146 195V196H145ZM152 195H154L155 196V199H154V196L152 197ZM187 195H185L186 196V198L188 197ZM194 195V196H195ZM218 195V194H217ZM216 195V196H217ZM247 195H249V194H247ZM246 195V196H247ZM35 196H36V198H35ZM49 198H48V197ZM67 196V195H66ZM107 196H110V197H107ZM185 196H184V199H185ZM193 196V197H194ZM40 197V198H39ZM120 197H118V200L120 199V200H122ZM124 197V196H123ZM124 197V198H125ZM147 197H149L148 199H147ZM159 197V198H158ZM179 197V198H178ZM190 197H189V201H190ZM201 197V198H200ZM212 197V198H213ZM219 197H221V196H218V197H216V199L218 198V199H220ZM223 197V196H222ZM227 197H230V199H232L231 197L232 196H227ZM256 197V196H255ZM35 198V199H34ZM75 198V197H74ZM132 198V197H131ZM139 200V201H137V199ZM224 198V197H223ZM225 198H226V194H225ZM225 198H224V200H225ZM247 197H245L244 199H246ZM101 199V200H100ZM126 199V198H125ZM152 199V200H151ZM154 199V200H153ZM165 199V200H164ZM166 199H167V201H166ZM202 199H204V198H202ZM218 199H217V201L216 202H218ZM249 199V198H248ZM258 199H259V197H258ZM257 199V200H258ZM44 200V201H43ZM55 200H59V201H57V203L59 204L58 206H56L55 207V203H53V202H55ZM119 200V201H120ZM162 200V201H161ZM164 200V201H163ZM183 200V199H182ZM193 200V199H192ZM207 200V199H206ZM209 200V199H208ZM207 200V201H208ZM221 200V199H220ZM220 200H219V202H220ZM227 200V199H226ZM233 200V199H232ZM261 200V199H260ZM46 201V202H45ZM73 201H74V199H73ZM125 201V200H124ZM165 201H166V203L169 205H165V206H168V207H166V208H163V206H164V204H165ZM198 201V200H197ZM210 201V200H209ZM213 201V200H212ZM231 202L230 200H227V202ZM244 201V200H243ZM37 202H39V203H37ZM41 202H45L43 205H42V203ZM47 202H49L47 205H45ZM51 202H52V204H51ZM137 202V203H136ZM139 202V203H138ZM154 202V203H153ZM158 202V203H157ZM161 202H164V204L163 203H161ZM178 202V203H177ZM191 202V201H190ZM196 202V201H195ZM215 202V203H216ZM233 202V201H232ZM231 202V203H232ZM41 203V204H40ZM122 203V205H123V202H121ZM193 203V202H192ZM205 203V202H204ZM211 203V202H210ZM231 203L229 204V205H231ZM245 203H246V201H245ZM250 203V202H249ZM248 202H247V204H249ZM254 203H256V202H254ZM261 203H262V201H261ZM54 204V205H53ZM65 204V205H64ZM134 204V203H133ZM153 204V205H152ZM155 204V205H154ZM191 204V203H190ZM202 204V203H201ZM217 204V203H216ZM224 204V203H223ZM222 203H221V205H223ZM228 204H226L225 203V205L227 206ZM264 204V203H263ZM43 206V207H40V206ZM127 206V208L128 207H131V208H128V210H126L127 208H126V206ZM157 205V206H156ZM163 205V206H162ZM181 206L180 208L178 207V206ZM189 205V204H188ZM187 205V206H188ZM192 205V204H191ZM198 204H197V202H196V205H195V208H196V206H197ZM205 205V204H204ZM203 205V206H204ZM220 205V206H221ZM233 205V204H232ZM245 205V204H244ZM243 205V206H244ZM257 205V204H256ZM39 206V207H38ZM45 206H47V207H45ZM51 206H53V207H55L54 209L53 208H50ZM151 207V209H148V208H150ZM187 206H185L184 205V207H186L187 208ZM203 206L201 207V205H200V203H199V207H201V208H203ZM207 206V205H206ZM214 206V205H213ZM217 207H218V204L216 205ZM220 206H219V209H220ZM225 206V207H226ZM262 206V205H261ZM260 206V207H261ZM49 207V208H48ZM58 207H60L59 209H58ZM146 207V209H144ZM161 207V208H160ZM189 207H192V206H190L189 205ZM188 207V208H189ZM205 207V206H204ZM209 207V206H208ZM207 207V209H209ZM221 207H223V208H225L224 206H221ZM228 207V206H227ZM230 207V206H229ZM248 207V206H247ZM255 207H257V206H255ZM258 207H259V205H258ZM259 207V208H260ZM71 208V207H70ZM137 208H138V210H137ZM142 208V209H141ZM182 208V209H181ZM194 208V207H193ZM201 208H199V209H201ZM215 208V207H214ZM233 208V207H232ZM262 208V207H261ZM42 209V210H41ZM44 209V210H43ZM46 209H48L47 211H46ZM58 209V210H57ZM129 209H131V210H129ZM197 209V208H196ZM195 209V210H196ZM206 209V208H205ZM213 209V208H212ZM219 209L218 208H216L214 211V213L213 214H211L212 213V211H209V210H207V211H209V212H211L210 214V216H212V215H214V216H212L213 218H214V223L212 222V220H211V222H212V224H214V226L217 228V231H218V233H219V236L217 235V237H219V238H215L214 237V234H212L211 233V229L213 230V228H211V226L212 225H210V227L208 226V228H207V226L205 227V225H202V228L200 227V223L199 224H197V222H194L195 224H194V226L196 227V229H199V231L197 232V233H199L200 231L202 232V235L205 237L206 236V239H204L205 241H204V244H206L205 242L207 241V250H208V246L210 247V248H214L215 247V244H214V247H213V241L215 242V240L217 239V241H218V239H220L221 241H225V242H227V241H230L231 239H232V237L233 236H236V235H238V233H240L238 230V228L236 227V229H238V230H234L235 229V225H238L237 223L236 224H233L234 225V228L232 229V224L230 225V227L229 228H231V230L228 228V226H229V224H228V221H227V226L225 227V225H226V223L225 224H223V223H221L220 221L222 220L221 218H223L224 216H221V214H220V212H219ZM227 208H225L224 209V211L226 210ZM140 210V211H139ZM150 210V211H149ZM182 210V211H183ZM188 210V209H187ZM186 209H185V211L184 212H186L187 211ZM190 210V209H189ZM221 210V209H220ZM257 210V209H256ZM260 209H258V211H259ZM264 210V209H263ZM47 212V214H45L46 212ZM51 211H54L55 213H50ZM64 211V212H63ZM136 211H138V212H136ZM141 211H143V213L145 214V215H143V213L141 212ZM145 211H147V215H146V213H145ZM171 211V212H170ZM173 211V212H172ZM193 211V210H192ZM200 211V210H199ZM206 211V212H207ZM43 212V213H42ZM48 212L50 213V215L49 216H46V215H48ZM133 212H135V213H133ZM155 212V213H154ZM159 212V213H158ZM187 212H189V211H187ZM195 212V211H194ZM223 212V211H222ZM221 212V213H222ZM226 212H228V210L227 211H225L224 213L226 214V215H228ZM257 212V211H256ZM40 213V214H39ZM57 213V215H54V214H56ZM137 213V214H136ZM161 213V214H160ZM168 213H171V215H170V217L172 218H169L168 216H169V214ZM181 213H183V212H181ZM197 213H198V210H197ZM196 213V215H199V214H197ZM203 213H205V211H203ZM202 213V214H203ZM230 213V215H232L231 214V212H229ZM260 213H263L264 214V212H258V214H260ZM42 214V215H41ZM44 214V215H43ZM51 214H53L52 216H51ZM61 214V215H62ZM139 214V215H138ZM143 215V217L141 216V215ZM149 214V215H148ZM163 214H166L165 216L163 215ZM185 214V213H184ZM184 214H182L183 216H184ZM187 214V213H186ZM201 214V213H200ZM201 214V215H202ZM223 214V213H222ZM263 214H262V216H263ZM40 215V216H39ZM60 215V213H59V216H61ZM138 215V216H137ZM168 215V216H167ZM195 215V216H196ZM205 215H206V213H205ZM205 215H202L203 216V218L205 217ZM254 215V214H253ZM141 216V218H138V217H140ZM148 216V217H147ZM177 216V217H176ZM47 217V218H46ZM134 217V218H133ZM160 217V218H161ZM192 217V216H191ZM194 217V216H193ZM227 217V216H226ZM256 217H257V215H256ZM256 217L254 218V219H256ZM38 218H40V219H38ZM62 218V217H61ZM130 218V219H129ZM166 218H169V219H166ZM184 219L186 218V217H183ZM198 218H199V216H198ZM200 218H202V217H200ZM203 218H202V223H203V221L204 220H208L209 219V213H208V215H206V218H204V220H203ZM211 218V217H210ZM212 218V219H213ZM229 217H227L226 219H228ZM157 219V220H156ZM182 219V218H181ZM192 219V218H191ZM190 219V220H191ZM197 219V218H196ZM263 219H264V217H263ZM263 219L262 218H260L259 220H262L263 221ZM176 220V221H175ZM194 220V219H193ZM199 220V219H198ZM210 220V219H209ZM208 220V221H209ZM240 219H238V221H239ZM180 221H183V222H185L184 220H180ZM206 221H204V222H206ZM207 221V222H208ZM237 221V222H238ZM242 221V220H241ZM261 221V222H262ZM41 222V223H40ZM117 223H118V221H116ZM163 222V223H162ZM188 222H189V220H188ZM192 221H190L189 222V224L190 223H193ZM199 222V221H198ZM200 222H201V219H200ZM210 222V221H209ZM222 222H225V219L223 218V220H222ZM149 223H151V222H149ZM181 223V222H180ZM186 223V222H185ZM184 223V224H185ZM240 223V222H239ZM255 223V222H254ZM260 223V222H259ZM153 224V223H152ZM189 224H186V226H188ZM204 224H206V223H204ZM221 224H223L224 226L222 227L221 226ZM244 224H246V220H245V223ZM251 224H253V223H251ZM258 224V223H257ZM132 225V224H131ZM146 225H148L149 227H147ZM155 225V224H154ZM158 225V224H157ZM193 225V224H192ZM199 225V226H198ZM207 225V224H206ZM240 225V224H239ZM247 225V224H246ZM256 225V224H255ZM152 226V225H151ZM162 226V227H163ZM170 227L172 226L173 227V225H169ZM168 226V227H169ZM177 226H179L178 224H177ZM184 227V228H189V227ZM204 226V227H203ZM213 226V227H214ZM258 226H260L259 224L257 225V228H256V230L258 231ZM262 226V225H261ZM260 226V227H261ZM50 227V228H49ZM56 228V230L54 231V229ZM153 227V226H152ZM157 227V226H156ZM171 227V228H172ZM176 227V226H175ZM214 227V228H215ZM48 228V229H47ZM58 228H59V230H58ZM62 228V229H61ZM129 228V227H128ZM151 228V227H150ZM155 228V227H154ZM166 228H164L165 229V233H166V230H168V229H166ZM174 228V227H173ZM180 228V227H179ZM193 228V227H192ZM201 228V229H200ZM209 229V228H211V229H209V230H207V229ZM224 228H227L226 230L224 229ZM239 228H242V227H240L239 226ZM247 228H248V226H247ZM250 228H252V226L250 225ZM262 228V227H261ZM50 229V230H49ZM53 229V230H52ZM61 229V230H60ZM155 229H159V226H158V228H155ZM163 229V228H162ZM161 229V227H160V230H158V232H157V230H156V232L157 233H159V231H161L162 230ZM164 229L162 230V231H164ZM194 229V228H193ZM206 229V230H205ZM243 229H245L244 227H243ZM260 229V228H259ZM58 230V231H57ZM172 231H174V229H171ZM176 230V229H175ZM180 230L182 231V229L180 228ZM190 230V229H189ZM189 230H187V232L186 233H188V231ZM203 230H205V231H203ZM215 230V229H214ZM233 230H234V232H233ZM248 230H250V229H248ZM253 230V229H252ZM62 231V232H61ZM150 231V232H149ZM148 232H149V234H151V232L152 233H155V231L153 230V228H152V231L151 230H149ZM162 231L160 232V233H162ZM169 231V230H168ZM179 231V230H178ZM192 231V230H191ZM209 231V232H208ZM224 231V232H223ZM227 231L229 232V234L227 233ZM255 231V230H254ZM261 231V230H260ZM148 232H146V235L148 234ZM171 232V231H170ZM168 233V237L169 238H164L163 236H164V234H163V236L160 234V235H158V234H156V235H158V236H161L162 237V242H164V241H168V242H170V244H172L173 246V248L174 249H177L178 250V248H179V240L182 242L183 240H181V239H184V237L185 236H182L183 238H181V239H179V237H180V235L181 234H178L177 236H176V232H177V230H176V232H173L174 234H175V236H176V238L177 239H179V240H177L176 238L175 239H173L172 238V235H171V233ZM183 232V231H182ZM181 232V233H182ZM190 232V231H189ZM201 232L199 233V234H201ZM207 232V233H206ZM236 232V233H235ZM253 232V231H252ZM259 232V231H258ZM179 233V232H178ZM192 233H193V231H192ZM214 233H217L216 232V230L214 231ZM63 234V235H62ZM195 234V236H198L196 233H194ZM206 234V235H205ZM208 234H209V236H208ZM262 231H261V235L260 236H262ZM154 234H152L151 235V237H150V239L152 238V237H155V239L157 240V238H156V236H153ZM170 235H171V237H170ZM183 235H184V233H183ZM189 235V234H188ZM202 235H200V236H202ZM221 235V236H220ZM240 235V234H239ZM167 236V235H166ZM174 236V235H173ZM194 236V235H193ZM195 236L193 237V238H189L190 239V245L188 244V242H187V245L190 247H195L196 248V250L197 251H199L200 250V248L198 247V244H196L195 243ZM230 236H231V238H230ZM199 237V236H198ZM197 237V238H198ZM227 237H229L228 238V240H227ZM146 238V237H145ZM187 238V237H186ZM185 238V239H186ZM222 238V239H221ZM262 238L264 239V234H263V236H262ZM154 238H153V241H154V243H156V240H155ZM161 239V238H160ZM184 239V241L186 242V240ZM188 239V240H189ZM201 239V238H200ZM152 240V239H151ZM176 240V241H175ZM197 240H199V239H196V241ZM220 240L218 241L219 243H222V242H220ZM150 242V241H149ZM158 242H160V244H161V241H158ZM181 242H180V244H181ZM201 242V241H200ZM217 242V243H218ZM231 242V241H230ZM151 243V242H150ZM150 243H148L149 245H150ZM202 243V242H201ZM216 243V242H215ZM216 243V244H217ZM224 243V242H223ZM157 244V243H156ZM159 244V243H158ZM182 244H184V242L182 243ZM181 244V245H182ZM203 244V245H204ZM209 244H212V247L209 245ZM162 245H164V244H162ZM167 245L168 244H166V247H167ZM184 245H186V244H184ZM183 245V247H184V250L186 251L189 247L186 245V247H188L187 249H185V246ZM201 245V244H200ZM199 245V246H200ZM219 245V244H218ZM218 245H216V246H218ZM222 245V244H221ZM225 245V244H224ZM228 245H230V243L228 244ZM156 246H158V245H156ZM171 246V245H170ZM205 246V247H206ZM227 246V245H226ZM226 246H224V247H226ZM148 247V246H147ZM162 247V246H161ZM181 247V246H180ZM191 247H190V249H191ZM205 247H203V249L205 248ZM219 247V246H218ZM148 248H150V247H148ZM168 248H170V249H172L171 247H169L168 246ZM182 248V247H181ZM153 249H154V246H153ZM159 248H157L156 250H158ZM161 249V248H160ZM164 247L161 249V250H159L158 252H160L161 253V256L162 257H164L165 259L162 261V262H164V261H166V263L168 262V261H170V260H168V259H172V261H173V263L171 262H169V264H175L176 263V261L175 260H173V259H175V258H172L171 256H172V254H169L170 253V250L169 249H164ZM173 249V251H175ZM190 249H188V251H190ZM206 249V248H205ZM204 249V250H205ZM220 249H224V248H221L220 247ZM219 249V252H221V250ZM230 249V248H229ZM150 250V249H149ZM165 250H166V252H165ZM169 250V251H168ZM182 250H183V248H182ZM192 250V249H191ZM194 250L195 249H193V253H194ZM202 250V249H201ZM201 250H200V253H201ZM204 250H203V252H204ZM210 250L211 249H209V252H210ZM225 250H228V246H227V249H225ZM261 250V249H260ZM263 250V249H262ZM261 250V251H262ZM151 251H153V250H150V253H152ZM172 251V250H171ZM187 251V252H188ZM213 251L215 252V250H213L212 249V251L210 252V253H212V255H213ZM261 251H260V254H261ZM153 252H155V250L153 251ZM164 252V253H163ZM183 252V251H182ZM206 252H208V251H206ZM206 252H205V256H206ZM222 252H225L224 250H222ZM229 252V251H228ZM178 253H180V251L178 252ZM198 253V252H197ZM226 253V252H225ZM230 253V252H229ZM157 254V253H156ZM175 254V253H174ZM184 253H180L179 255H183ZM195 254V253H194ZM193 254V255H194ZM231 254V253H230ZM229 254V255H230ZM150 255H152V254H150ZM185 255H186V252H185ZM191 255V254H190ZM189 255V256H190ZM192 255V256H193ZM199 255V254H198ZM204 255H201V256H199V257H196L198 260L200 259V257H203ZM216 255V254H215ZM214 255V256H215ZM220 253H219V258H220ZM224 255V254H223ZM229 255H227L226 256V258H228V256ZM259 255V254H258ZM262 255H263V253H262ZM154 256V255H153ZM160 256V257H161ZM171 257V258H168V257ZM187 256V255H186ZM189 256H187V257H189ZM195 256V255H194ZM207 256H209V253L207 254ZM213 256V257H214ZM222 256V255H221ZM234 256H235V254H234ZM54 257V258H53ZM156 257V256H155ZM161 257V258H162ZM178 258L177 259H179L180 257L179 256H177ZM183 257H185V256H183ZM182 257V258H183ZM209 257H211V254H210V256ZM212 257V258H213ZM216 257V256H215ZM225 257V256H224ZM224 257H222V258H220V259H222L221 260V262L223 261V260H225L226 261V259H223ZM231 257V256H230ZM229 257V258H230ZM237 257V256H236ZM239 257V256H238ZM263 257V256H262ZM204 258V257H203ZM206 258V257H205ZM204 258V259H205ZM218 258V257H217ZM218 258V259H219ZM235 258V257H234ZM234 258H232L233 260H234ZM258 258V257H257ZM261 258V257H260ZM260 258H258L259 260H260ZM153 259V258H152ZM156 259V258H155ZM187 259V258H186ZM192 259V258H191ZM195 259V258H194ZM193 259V260H194ZM220 259H219V261H220ZM236 259V258H235ZM249 259V258H248ZM257 259V260H258ZM262 259H264V257L262 258ZM150 260H151V257H150ZM158 260V259H157ZM181 260V259H180ZM183 260V259H182ZM206 260V259H205ZM207 260H209V258L207 259ZM213 260V259H212ZM228 260V259H227ZM232 260V261H233ZM236 260H238V258L236 259ZM242 260H244L243 258H242ZM251 260H254V259H251ZM159 261V260H158ZM210 261V260H209ZM225 261H223L224 263H226ZM235 261V260H234ZM233 261V262H234ZM239 261V260H238ZM245 261V260H244ZM246 261H247V258H246ZM161 262V261H160ZM162 262H161V264H162ZM181 262V261H180ZM189 262H190V260H189ZM188 262V263H189ZM218 262V261H217ZM223 262L221 263V264H223ZM232 262V263H233ZM259 264H260V262L259 261H257ZM166 263H164V264H166ZM229 263H231V262H229ZM229 263H227V264H229ZM237 263V262H236ZM238 263H241V262H238ZM244 263V262H243ZM243 263H241V264H243ZM250 263V262H249ZM261 263L263 264V262L261 261ZM168 264V263H167ZM177 264H178V261H177ZM180 264H185L184 263V260L180 263ZM210 264H212V261H211V263ZM213 264H215V262L213 261ZM217 264V263H216ZM219 264V263H218Z\"/></svg>","mask_w":264,"mask_h":264},{"label":"bare ground","instance_id":"obj_2","mask_svg":"<svg viewBox=\"0 0 264 264\" xmlns=\"http://www.w3.org/2000/svg\"><path fill=\"white\" fill-rule=\"evenodd\" d=\"M0 1H1V0H0ZM10 1H11V0H10ZM24 1H26V2H23V0H22V2H21V0L19 1V2H21V4H22V3L24 4V5H21V6H22L21 8H19L20 5H19V7H18V5H14V4H13V5H10L11 7L9 6V8H8L9 11L12 13V11L10 10V8H12V9L14 8V9H15L16 7H18L19 10H21V9H22L23 11L25 10L24 12H22L23 14H21V15H26V14H24V13H26V11H27V7H28V10H31L32 12L35 13V17H34V16H33V17L36 18V19L39 21L38 24H40V28L43 29V27L46 26V29H48L47 32H46L45 27H44L43 31H42V29L40 30L39 28H37L36 30L42 31V32H39L38 35L42 34L41 36H43V37H41V38H43V39L45 38V40H46V39L49 40V38L51 37V38H50L51 40H49V42H48V40H46V41H45V40L41 41V38H40V40H38L39 42H38L36 39H32L34 42L37 41V42L39 43V45H38V47H37V45H36V43H35V45H36V47H35V45L32 44V45H33V48H34V47L36 48V49H35L36 51H35V50L32 51V52H31V51H30V52H29V51H26V53L29 52V53H31V54L29 55V53H28V54H27L28 57H26V55H25V57H26V58H29V56H30L29 59L32 58L31 61H32V62H36V63L39 64V65H40V63H42V64H43V63H44V64H47V65H48V70L51 71V72H56V71L54 70V68H56V67L58 68V67H59V68H58V69H59V73H60V75H62V78L64 77L63 80L65 79V81L67 80L66 77H67V76H70V75H68V74L71 72V71H69V70H71V69L67 68V64L69 65V63H68L69 61H70V66H68V67H70V68H73V66H71L73 63H74V64L76 63L77 65H80V64L82 63L84 66H83V67H80V66H79V68H83V70H85V71H86V70H90L89 72H92V71L94 70L95 67L92 68L91 66L88 65V63H89L90 65H92V64L90 63V62H92V61H90V60H94V59H91L90 56H89L91 50H89L90 52L88 53V56H89V58H90L89 61H88V58H87L88 56L86 57L84 54H83V55H84V57L86 58V60H84L85 58L82 57V56H81L82 59L79 57V58L81 59V60H80V59L77 58V53H76V57H75V53H73L74 57H72V54L70 55L69 53H66V52H70V53H71V51H69V50H67V51H62V50L65 49V47H63V46H64L63 44H60V43H61L60 41L64 40V38L68 35V33H67V35H66L65 32H67V31L69 30V29H67V31H66V28H69V27L71 28L70 25H72V26L74 25V26L76 27V30H75V31L79 30V29H78L79 27H77V26H79L81 22H77V21H80V19H81L80 17H82V16H81L79 13H78V14H79L78 16H76V13H75L74 15H72V14H70L71 11H70V13H69V11L65 13V11L67 10V9H66L67 7H68V10H69V6L66 5V8H64V15L68 13V14H70L71 16H76V18L78 17V18H77V21H74L75 24H72V23L69 22V21H70V19H69V16H70V15H68V16L65 15V16L67 17V19H69L68 22L65 21L66 19H63V17H61V16H59V18H57V17H58V15H57V13H58L57 9H56V8H55L56 10L53 9L54 7H53V8H49V7L47 6V5H48V3H47L48 1L46 2V3H47V5H46L45 2H41V3H39V0H37V1L35 0L39 5H40V4L42 5V4L44 3V5H42V6H38V4H37L38 7L33 6L34 4H33V5L30 4L29 2H31V1H28V0H24ZM40 1H42V0H40ZM45 1H46V0H45ZM51 1H52V0H51ZM66 1H67V0H66ZM70 1H72V0H70ZM70 1H69V2H70ZM75 1H76V0H75ZM77 1H78V0H77ZM88 1H89V0H88ZM95 1L97 2V0H95ZM95 1H94V2H95ZM198 1H199V0H197L196 3H197ZM207 1H209V0H207ZM4 2H5V1H4ZM6 2H8V0H7ZM12 2H13V1H11V3H12ZM17 2H18V1L16 0V4H17ZM32 2H33V1H32ZM61 2H62V1H61ZM78 2H80V0H79ZM78 2H77V4H78ZM96 2H95V3H96ZM98 2H99V1H98ZM8 3H9V2H8ZM11 3H10V4H11ZM14 3H15V2H14ZM26 3H28V5H27ZM65 3H66V2H65ZM73 3H75V2H73ZM90 3H91V2H90ZM161 3H162V2H161ZM161 3H160V6H161ZM183 3H184V2H183ZM183 3H182V4H183ZM196 3H195L194 0H188L187 2L185 1V3H184L185 5L183 4V6H180V7H178V4H179V3H177V5L174 4V5H175V8L178 7V8H177V12L174 11V12H176V13L174 14V13L171 12V11H172V10H171L170 12L168 11V13H172L173 15H176V14H177L176 16H177L178 18H177V17H175V18H177V20H178V19H179V20H183V21H182L183 23H182L181 21H180V22H175V23H181V25H184V26H185V28H184L183 26H181V25L179 24L181 28H183V29H188V28H186V26H187L188 24H190V22L192 23V21H193V20H192V21H188V20H187V19H188V18H187L188 16H189V18H190V20H191L190 15L193 14V11H191L192 13L188 14V11L191 10V9H193V10L195 9V10H196V8H197V12H198L199 7H198L197 5H200V2H198L197 4H196ZM204 3H205V2H204ZM5 4H6V3H5ZM5 4H4V5H5ZM50 4H51V3H50ZM56 4H57V3H56ZM67 4H68V3H67ZM75 4H76V3H75ZM182 4H179V5H182ZM186 4H187V6H186ZM195 4H196L197 7L195 6ZM202 4H203V3H202ZM202 4H201V5H202ZM1 5H2V4H1V2H0V8H1L0 10H2V9L4 8V7H2ZM4 5H3V6H4ZM8 5H9V4H8ZM8 5L6 4V5H5L6 8L3 9V10H5L6 12H8V11L6 10L7 7H8ZM26 5H27V7H26ZM31 5H32V7H30ZM80 5H81V4H79L77 7H79ZM91 5H92V4H91ZM93 5H94V6H95V5L97 6V3H96V4L93 3ZM156 5H157V4H156ZM156 5H155V9H156V7H158L159 4H158L157 6H156ZM174 5H173V6H174ZM206 5H207V6H205V7H208V3H207V2H206ZM13 6H14V7H13ZM43 6H44V7H43ZM52 6H53V4H52ZM74 6H75V5H74ZM85 6H86V5H85ZM171 6H172V5H171ZM173 6H172V7H173ZM34 7H35L36 9H38V8H39V9L36 11V9H35ZM50 7H51V6H50ZM77 7H76V8H77ZM153 7H154V6H153ZM153 7H152V10H151V13L155 10V9L153 10ZM202 7H203V6H202ZM74 8H75V7H74ZM74 8H73V9H74ZM175 8H173V10H176ZM190 8H191V9H190ZM203 8H204V7H203ZM208 8H209V7H208ZM32 9H33V10H32ZM65 9H66V10H65ZM80 9H81V8H79V11H80ZM204 9H205V8H204ZM206 9H207V8H206ZM206 9H205V10H206ZM3 10H2V11H3ZM16 10H17V8L14 10V12H15ZM34 10H35V11H34ZM50 10H53V11L55 10V11H57V13H55L56 15H55L52 11H50ZM58 10H59V9H58ZM60 10H61V9H60ZM60 10H59V11H60ZM157 10H159L160 13H163V12H161V11H164L165 13H167V10H166V9H165V10H161L160 8H158ZM157 10H156V11H157ZM195 10H194V14H195V12H196ZM75 11H76V9H75ZM82 11H83V10H82ZM82 11H81V12H82ZM87 11H88V10H87ZM99 11H100V10H99ZM199 11H202V10L199 9ZM3 12H4V11H3ZM14 12H13V14H14ZM20 12H21V11H20ZM20 12H19V13H20ZM32 12L29 11V14H30V15H29V14H27V15L31 16V13H32ZM77 12H78V9H77ZM154 12H155V11H154ZM154 12H153V13H154ZM159 12H156V14H157V13L159 14ZM189 12H190V11H189ZM1 13H2V12H1ZM19 13H18V16L20 15ZM27 13H28V11H27ZM50 13H53V16H51ZM73 13H74V12H73ZM86 13H87V12H86ZM94 13H95V12H94ZM99 13H101V12H99ZM99 13H98V14H99ZM200 13H201V12H200ZM5 14H6V13H5ZM7 14H8V13H7ZM60 14H62V13L60 12ZM82 14H83V13H82ZM87 14H88V16H89V12H88ZM96 14H97V13H96ZM156 14H155V15H156ZM172 14H170V16H173ZM9 15H10V13H9ZM14 15H17V12H15ZM27 15H26V16H27ZM54 15L57 16V17H55ZM64 15H62V16H64ZM101 15H103V13H101ZM195 15H196V14H195ZM195 15H193V16H195ZM18 16H17V18L20 19V16H19V17H18ZM79 16H80V17H79ZM86 16H87V15H86ZM94 16H95V15H94ZM103 16H105V15H103ZM196 16H197V17L199 16L198 19H196ZM196 16H195L194 18H195V20L197 21V20L200 19L201 14L199 15V12H198V14H197ZM11 17H12V16H11ZM22 17L24 18V16H21V18H22ZM51 17H55V18H56L57 20H59L61 23H62L63 21L66 22V23H64V24L62 23V25H66V26H64V27H65L64 29H61V28H63L61 25H60L61 28H59L60 26H59L58 24H54L55 27H56V25H58V28L56 27L55 29L57 30V31H56V34H57V32H58V36H59V37L55 34V35H56V38H55V35L52 34V33H54V32H53V31H54V28L52 27L53 30L50 29V27L47 28L48 26H54L53 23H57V22H56L57 20L55 19V20H56V21H55L54 18L52 19ZM99 17H101V16H99ZM99 17H98V20L101 19L102 22H104V23L106 22L105 18H103V20H102V18H99ZM153 17H154V15H153ZM153 17L151 18V22H154V24H152V23H151V24L147 23V25L149 24L148 27L151 25L152 28H154V26L158 25L159 22L161 23V21H159L160 14H159V16H155V17H156V20L158 21L157 24H155V23H156V21H155V17H154V21L152 20ZM164 17H165V14H164V16H163V20H165ZM173 17H174V16H173ZM15 18H16V17H15ZM27 18H28V16H27ZM27 18H26V19H27ZM61 18H62V19H61ZM64 18H65V17H64ZM72 18H73V17H72ZM72 18H71V19H72ZM76 18L74 17V19H76ZM82 18H84V16H83ZM85 18H87V17H85ZM88 18H89V17H88ZM90 18H91V16H90ZM92 18H94V17L92 16ZM92 18H91V19H92ZM167 18H168V20H169V21H167V23H168V22H171V23H172V20L169 19V15L167 16ZM167 18H166V19H167ZM171 18H172V17H171ZM262 18H263V17H262ZM18 19L15 20V21H17L16 23H14L15 26L13 25V26H12L13 28L10 27V28H12L13 30H19L20 28H23V27H21V26H23V24H21V23H20V25L17 24V23H19V20H18ZM74 19H72V20H74ZM94 19H95V18H94ZM94 19H93V20H94ZM172 19H173V21H176V20H174V18H172ZM21 20H23V19H21ZM72 20H71V21H72ZM89 20H90V19H89ZM89 20H88V21H89ZM93 20H92V22H93L92 24H93V25L96 24V23H99V24H96V26L94 25L95 27L103 26V27L105 28V25H104L100 20H99V21H98V20L96 21V19H95V21H93ZM161 20H162V19H161ZM184 20H185V21H184ZM186 20H187L189 23H188ZM195 20H194V21H195ZM25 21H27V20H25ZM33 21H34L33 19L29 18V21H28L29 24H28V25L26 24V25H27L28 27H30V25H31V23H32ZM194 21H193V22H194ZM72 22H73V21H72ZM76 22H77V25H76ZM100 22H101V23H100ZM162 22H164V21H162ZM165 22H166V21H165ZM165 22H164V23H165ZM186 22H187L188 24H186ZM25 23H27V22H25ZM61 23H60V24H61ZM83 23H85V22H83ZM83 23H82L81 25H83ZM87 23H88V22H87ZM89 23L91 24L90 21H89ZM160 23H159V24H160ZM164 23H163V24H164ZM167 23L164 24V25H167ZM35 24H36V23H35ZM35 24H34V25H35ZM78 24H79V25H78ZM85 24H86V23H85ZM100 24H103V25H100ZM185 24H186V25H185ZM16 25H17V26H16ZM36 25H37V24H36ZM42 25H44V26H42ZM81 25H80V26H81ZM19 26H20V27H19ZM24 26H25V25H24ZM83 26H84V25H83ZM90 26H91V27H94V26H92V25H90ZM90 26H88V27H90ZM151 26H150V28H149V32H150V33H148V35H150L151 32H153L152 30L150 31V29H152ZM16 27H17V28H16ZM32 27H33V26H32ZM84 27H86V26H84ZM84 27L82 28V26H81V28H82L84 31L87 30L86 28H88V27H86V28H84ZM99 27H98V28H95V30H96V31L99 30V31L96 32V34L99 32L98 35L100 36V31H102V30H100V28H102V27H100V28H99ZM159 27H161V29H162V23L160 24V26H158V28H159ZM188 27H189V25H188ZM240 27L243 28V26H240ZM244 27H246V26H244ZM249 27H250V26H249ZM249 27L247 28V30L249 29ZM72 28H74V27H72ZM81 28H80V29H81ZM104 28H102V29H104ZM156 28H157V26H156ZM30 29H32V28L30 27ZM49 29H50V32H52V33H49ZM60 29L63 30V31H61L62 33L60 32ZM74 29H75V28H74ZM105 29H106V28H105ZM154 29H155V28H154ZM32 30H33V29H32ZM83 30H82V31L80 30V31H81V32H84ZM155 30L157 31V29H155ZM158 30H159V29H158ZM44 31H45V34L43 33ZM64 31H65V32H64ZM69 31H71L69 34H71V33H76V32H73V30H71V29H70ZM103 31H106V30H103ZM103 31H102V33H103ZM166 31H167V26H166ZM242 31H243V29H242ZM34 32H35V27H34ZM34 32H33V33H34ZM37 32H38V31H37ZM59 32H60V33H59ZM85 32H86V31H85ZM30 33H31V32H30ZM33 33H32V35H33ZM63 33H64L65 35H64ZM104 33H105L106 35H108V32H104ZM35 34H36V32H35ZM43 34H44V35H43ZM46 34H47V36H45ZM59 34H62L63 36H61V35H59ZM90 34H91V33H90ZM90 34H87V36L90 35ZM94 34H95V33H94ZM94 34H93V35H94ZM105 34H104V36H105V38L107 37L108 40L106 39V41H105V38H104V36H103V34H102V37H101V38H104V39L100 40V41H102V43H100V41H98L100 45H102V44L105 43L104 45H102V47H103V46L105 47V45L108 46L109 44H112V43H109V44H108V42H109V41L111 42V40H114V39H115V38L113 39V36H110V35H111V34H110V35H108V36L111 37V38H110L111 40H109V37L106 36ZM155 34H157V33H155ZM155 34L153 33V34H151V35H155ZM164 34H165V32H164ZM168 34H169V33H168ZM168 34H167V35H168ZM52 35H54V36H53V37H54V38H53L54 40L57 39L56 42H54V45H53V41H54V40L52 41ZM93 35H92V36H93ZM33 36H34V35H33ZM33 36H32V37H33ZM48 36H50V37H48ZM94 36H95V35H94ZM99 36H98V38H99ZM157 36H159V35L157 34ZM161 36L163 37V34H162ZM165 36H166V35H165ZM169 36H170V35H169ZM172 36H173V35H172ZM34 37H35V36H34ZM34 37H33V38H34ZM36 37H37V36H36ZM39 37H40V36H39ZM47 37H48V38H47ZM61 37H62L63 39H62ZM162 37H160V38H162ZM37 38H38V37H37ZM68 38H69V37H68ZM90 38H91V35L87 38V39H88V42H89V43H87V44H88V45H91V47L88 46V48H89V47H90L91 49H93V48H94V49H97V47H100V49L102 48L100 45H99V46H96V43H95V42H94V43H95V47H93V43L90 44L91 39H92L93 37H92L91 39H90ZM95 38H96V36H95ZM95 38L92 39V41H95ZM153 38H154V41H155V39H156L157 37H156V38L153 37ZM183 38H185V37H183ZM262 38H263V37H262ZM59 39H60V40H59ZM61 39H62V40H61ZM164 39L167 40L168 37H167V38H164ZM172 39H174V38H172ZM175 39H176V38H175ZM188 39H189V38H188ZM188 39H187V40H188ZM89 40H90V41H89ZM115 40H116V42H115ZM115 40L113 41V42H114L113 45H109V46H110V49H113V48L119 49V48L121 47V46L118 44L119 41H118V43H117V39H115ZM158 40H159V37H158ZM51 41H52V42H51ZM104 41H105V42H104ZM160 41H161V39H160ZM163 41H164V40H162L161 43H165V44H162L163 47H164V49H162V47H161V50H162V52L164 51V53L166 52L165 49H167L166 46H168L169 48H171V47H173V44H174V45H175V44L177 45L176 40H172L173 42L175 41L174 43H172V42H170L171 40L168 39V43H169V42L171 43V47H170V43H169V45H168L167 41H164V42H163ZM179 41H180V40H179ZM181 41H182V40H181ZM189 41H190V40H189ZM34 42H32V43H34ZM41 42H42V43H41ZM43 42H45V43H43ZM84 42H85L84 44H86V41H84ZM98 42H97V45H98ZM106 42H107V44H106ZM48 43H49V45H48ZM55 43H56V44H55ZM166 43H167V45H166ZM179 43H180V45H177L178 48H176V46H175V49L173 48L174 50H176V51H177V50H178V51H181V50H179V49H181V42H179ZM185 43H186V42H185ZM59 44H60V46H59ZM87 44H86V45H87ZM114 44H115V45L118 44L119 47H118V48L115 47ZM50 45H51V46H50ZM81 45H82V44H81ZM118 45H117V46H118ZM164 45H165V46H164ZM39 46H41V48H42V49H40L41 51H39ZM53 46H54V47H53ZM57 46H58V47H57ZM107 46H106V48H107ZM109 46H108V47H109ZM113 46H114V47H113ZM182 46H183V44H182ZM29 47H30V46H29ZM60 47H61V48H60ZM62 47H63V49H62ZM92 47H93V48H92ZM104 47H103V48H104ZM50 48H51L52 50H51ZM54 48H55V51L53 50ZM59 48H60V49H59ZM187 48H188V45H187ZM27 49H28V48H27ZM31 49H32V48H31ZM57 49H58V50H57ZM61 49H62V50H61ZM66 49H67V48H66ZM66 49H65V50H66ZM94 49H93V51H94ZM98 49H99V48H98ZM182 49H183V48H182ZM12 50H13V48L9 51V53H13L14 51H12ZM37 50H38V52H37ZM56 50H57L58 52H57ZM60 50H61V51H60ZM107 50H108V49H107ZM107 50L104 49V51H106V53H107ZM11 51H12V52H11ZM59 51H60V52H59ZM99 51H100V50H99ZM101 51H102V50H101ZM101 51H100V53H99L98 55H101V54H102ZM110 51H111V50H109V52H110ZM168 51H170V49H169ZM168 51L166 52L167 54L165 55V57L170 56V57L172 58V60L169 61L168 59H170V58H168V57H167L168 59H164V58H162V60H163V59H164V60H167V62H166V61L164 62V60H163L162 62H163V63H166V65L168 64V65H167V66H168V69H166L167 66H166L165 64L163 65V63L161 64V62L158 61V58H157L156 60H157L159 63H157V62L155 61V59H154V61L158 64V68H160V67H159V64L161 65V67H162V66H163V67L166 66V67H164V68H160L159 70H161V71H160L161 73H162V72H163V74L165 73L166 77H167V75H168L167 78H169V81H168V79H167V81H165V80H166V79H165L166 77H165V78L162 77V79H161L160 77H159L160 79L154 77L153 80H155V81H154V82H152L151 80H150V81H151L152 83H154V84H156V83L159 84V83H160L159 85L157 84V86H161V85L166 86V85H167L168 88H170V89L172 88V90H174L175 92H177L176 94H178V95L180 94L179 97H181V95H182V97H183V96L188 97V99H187L188 101H189L190 98L193 99V98L196 97V96H198V98H199V94H200V93H203V92H200V91H199L200 93H198V91H197L198 89H197V88H196L195 91H197L198 94L194 91V87L197 86V84H196V86H195L194 83H195V82L197 83V81H198V80H195V76H196V78H198V76H197V75H193V72H194L195 74H198V75L203 74V73H206V72H202V73L199 74L198 72L201 71V69H203L204 66H205V68H204L205 70L208 69V67L206 68V66H208V64L204 63L205 65H204L203 67L201 66L202 68L200 67L201 69L199 70V66H200V64H199V63H198L199 65L197 64V61H198V60H201V58H199V59H197L196 62H195L196 65H194L193 61H194L195 59H193V61H191L192 63L189 62L190 65H189V63H188V64L186 63V65H185V63H184V64L182 63L183 65H185V66H183L181 63H179L178 65L173 66L174 68L171 70V68H172L171 66H172L174 63H173L172 65H169L168 61H169V62L174 61V59L176 58V54H177V56H178L179 54H178V51L175 52L176 54L172 52L173 50L170 51V53H171L172 56H174L173 54H175L174 59H173V57H172L171 55H169ZM183 51H184V50H183ZM186 51H187V49H186ZM52 52H53L54 56H53ZM55 52H56V53H55ZM61 52H63L65 55L62 53V55H60V57H58L59 54H61ZM109 52H108V53H109ZM260 52H261V51H260ZM262 52H264V51L262 50ZM40 53H41V54H40ZM94 53H95V51H94ZM103 53H105V52H103ZM172 53H173V54H172ZM183 53H184V52H183ZM186 53H187V52H186ZM186 53H185V54H186ZM24 54H25V52H24ZM24 54H23V55H24ZM34 54H37V55L39 54V55H38V56H39V59H41V57H44V56L47 54V55L45 56V58H47V59L43 58L44 61H43V59L37 61V59H38L37 57H38V56H36V55H34ZM50 54H52V55H50ZM56 54H57L58 56H57ZM79 54H80V53H79ZM81 54H82V53H81ZM180 54H182V51L180 52ZM14 55H16V50H15V52H14ZM18 55H19V54H18ZM18 55H16V57H17ZM31 55H34V56H31ZM40 55H41V57H40ZM43 55H44V56H43ZM49 55L52 56V57H50ZM91 55H92V54H91ZM94 55H95V56H94ZM261 55H262L261 57L264 59V54L261 53ZM47 56H48V57H47ZM63 56H64V57H63ZM65 56H67V61H68V62L66 61V57H65ZM68 56H71V57H69V60H68ZM79 56H80V55H79ZM13 57H14V56L12 55V60H13L14 63L16 64V62H17L16 59H17V58L14 57V59H13ZM33 57H36L37 59L34 58L35 61H33ZM49 57H50L51 60L49 59ZM56 57L59 58V60L57 59V61H56V60H55ZM91 57H92V58H93V57H94V58L96 57L95 59H97V51H96V54H93V56H91ZM7 58H8V57H7ZM61 58H64V60L62 59V60H63V61H62ZM70 58L73 59V60H72L73 63L71 62V59H70ZM154 58H155V57H154ZM254 58H255V57H254V55H253V59H254ZM10 59H11V58H10ZM29 59H25L24 61H25V62H26L27 60L30 61ZM48 59H49V60H48ZM53 59H54V62H53L54 64L57 63V62H60V63H58V66H56V64H55L56 67H55L54 65H52L53 63L50 62V61H53ZM74 59H75V60L78 59V62H76ZM160 59H161V58H160ZM46 60H47V62H46ZM79 60H80V61L83 60V61L88 62V63H84V62H81V63H80ZM191 60H192V59H191ZM205 60H206V59H205ZM55 61H56V62H55ZM151 61H153V58H152ZM151 61H150V63L153 64L154 61H153V62H151ZM175 61L177 62L176 59H175ZM247 61H248V60H247ZM249 61H252V62L255 61V62L253 63V66H254L253 68H252V66H251V65H252V62H247V64L244 65L245 68H246V67L248 68L249 66H251L252 69L249 67L250 70H252V71H250V73L253 72V69L255 68V65H257L259 69H260V68L262 69V67L264 68V66H262V65H264V63L259 62L258 64H255V63H257V62H256V58H255L254 60H249ZM66 62H67V64H66ZM176 62H175V64H176ZM198 62H200V61H198ZM201 62H203V61H201ZM201 62H200V63H201ZM205 62H208V61H205ZM28 63H30V62H28ZM92 63H93V62H92ZM150 63H148V66L150 65ZM156 63H155V66L157 65ZM49 64H50V65H49ZM82 64H81V65H82ZM86 64H87V65H86ZM146 64H147V63H146ZM248 64H249V65H248ZM254 64H255V65H254ZM259 64H262V65L259 66ZM179 65H180V66H179ZM247 65H248V66H247ZM49 66H50V67H49ZM85 66L88 67V68L85 69V68H86ZM146 66H147V65H146ZM148 66H147V67H148ZM151 66L153 67V65H151ZM151 66H149V67L151 68ZM186 66L189 67V68H187V70L192 72V75L194 76V80H193L194 82L191 81V79H190L189 76H187V74H186V72H185V71H186ZM194 66H195V67H194ZM75 67H77V66L75 65ZM90 67H91V68H90ZM156 67H157V66H156ZM156 67H155V68H156ZM184 67H185V69H183ZM40 68H41V71H42V72L39 73V74H41L43 78H46L47 76H48L47 78H51V77H52V76H50V74L48 75L47 72H46V74H45L44 70H42V69H43L42 67H40ZM77 68H78V67H77ZM79 68H78V69H79ZM89 68H90V69H89ZM169 68H170V69H169ZM181 68H182V69H181ZM245 68H244V69H245ZM249 68H248V69H249ZM16 69H17V71L14 70V71H16V72H13V73H14L13 75H12V73L10 74V72H2L3 75L10 74L11 77L6 75V78H4L3 80L0 81V83L3 85V87L0 85V87H1L2 89H5L6 84H8L7 87H8L10 90H9V89H5V91H6V90H7V91H12V92H9V93L12 95V97H14V100L17 98V96H18V98H21V97L23 96V94H24V92L21 93V91H22V89H23L24 87H20L21 84H23V83H21V81H20V80H21L20 77H18L19 79L16 77L17 74H19L18 76H20V73H19L20 70H19V68H16ZM58 69H57V70H58ZM74 69H75V68H74ZM91 69H92V70H91ZM147 69H148V68H147ZM151 69H152V68H151ZM156 69H157V68H156ZM164 69H166V71H162V70H164ZM180 69H181L182 71H181ZM261 69H260V70H261ZM18 70H19V71H18ZM48 70H45V71H48ZM52 70H53V71H52ZM75 70H76V69H75ZM81 70H82V69H81ZM96 70H97V69H96ZM96 70H95V71H96ZM148 70H149V69H148ZM153 70H154V69H153ZM157 70H158V69H157ZM157 70H156V71H157ZM159 70H158V73H159ZM175 70H177V71L175 72ZM179 70H180V71H179ZM184 70H185V71H184ZM205 70H203V71H205ZM245 70H246V69H245ZM255 70H256V71H254V72L256 73L257 70H258L257 67H256ZM49 71H48V72H49ZM95 71H93V72H95ZM154 71H155V70H154ZM156 71H155V74H157ZM183 71H184V73H183ZM206 71H207V70H206ZM220 71H221V70H220ZM220 71H219L218 73H220ZM222 71H223V70H222ZM222 71H221V72H222ZM246 71H247V70H246ZM246 71H245V72H246ZM37 72H38V71H37ZM43 72H44V73H43ZM73 72H75V71L73 70ZM73 72H71V73H73ZM149 72L151 73V70H150ZM247 72L249 73V71H247ZM263 72H264V70H263ZM5 73H6V74H5ZM65 73H66V74H65ZM67 73H68V74H67ZM83 73L86 74V72L83 71V72H81V75H82ZM171 73H172V75H171ZM248 73H247V77H248ZM15 74H16V75H15ZM43 74H44V75H47V76H44ZM85 74H84V75H85ZM87 74H89V73H87ZM87 74H86V75H87ZM90 74H91V73H90ZM176 74H177V75H176ZM188 74H189V73H188ZM208 74H209V75H208ZM208 74H205V75H206V76L208 75L207 77H209V76H210V73H208ZM261 74H262V71H261ZM261 74H259V75H261ZM21 75H22V74H21ZM35 75H37V74H35ZM55 75H56V74H54V76H55ZM66 75H67V76H66ZM71 75H72V74H71ZM73 75L75 76V74H73ZM77 75H79V74H77ZM92 75H93V74H92ZM92 75H91V76H92ZM95 75H96V74H95ZM169 75H170V76H169ZM189 75H191V74H189ZM245 75H246V74H244V76L241 75L242 77H240V75H239V77H240V78L246 77ZM250 75H251V74H250ZM253 75H254V74H253ZM253 75H252V77L249 76V77H250V80H254V81H252V82H251L250 80L246 79L247 77L244 79V80H246V81H249V82H250L249 84H250L251 87L253 88V89H252V88L250 87V85L248 84L249 88H251V89L249 90V88H248V89L245 90V92H246L247 90H249L250 92L247 91V92L245 93V92L243 91V93H245V94L242 95V96L247 95V97L245 96V97H242V98H244V99L246 98V100L249 99V100H248V103H250V102L252 101L253 97L255 96V91H257V93L259 92L258 89H259L260 91L263 90V92L261 91V92H262L261 94L264 93V89H263V88H264V83H262V82H264V81L261 80V81H262V82H261V81H260V78H259L257 75H256V76H257L256 78H255V75H254V76H253ZM262 75L264 76V73H263ZM14 76L17 78V81H16V82H17V84H18L19 87H18V86H17V87H13V85L15 86V84H14L15 79H12V78H14ZM39 76H40V75H39ZM39 76L37 77V80L39 79ZM65 76H66V77H65ZM79 76H80V75H79ZM153 76H154V75H153ZM158 76H160V75H158ZM161 76H162V75H161ZM163 76H164V75H163ZM172 76H173V77H172ZM175 76H178V78H180V80H179L177 77H175ZM200 76H201V75H200ZM200 76H199V77H200ZM211 76H213V74H211ZM217 76H218V74H217ZM219 76H221V74H219ZM226 76H227V75H226ZM233 76H234V75H233ZM8 77H9V78H8ZM22 77H24V76H22ZM31 77H32V78H31V80H32V79L34 78L33 74H32ZM42 77H40V79H42ZM59 77H61V76H59ZM59 77H58V78H59ZM84 77H85V76H84ZM93 77L95 78V76H93ZM96 77H97V76H96ZM99 77L101 78V76H99ZM149 77H150V75H149ZM171 77H172V79H171ZM174 77H175V78H174ZM224 77H225V76H224ZM227 77H229V76H227ZM239 77H238V78H239ZM253 77H254V78H253ZM260 77L263 78L262 76H260ZM7 78H8V79H7ZM47 78H46L45 80H47ZM53 78H54V82H53V79H52V78H51V80L48 79V80L46 81V83L49 84V86H50V84L53 83V84L51 85V87H52L51 90L49 89L50 87H48V89L50 90L49 92H52V95H53V93L56 92V91H55V92L52 91V90H54V87L56 86V87H55V90H56V89H57V85L59 86V84H57V83L55 82V81H57V80H55L56 76L53 77ZM88 78H89V77H88ZM90 78H92V77H90ZM94 78H92V79H94ZM97 78H98V77H97ZM100 78H99V79H100ZM107 78H109V77H107ZM110 78H112V77H110ZM110 78L108 79V81H110ZM201 78H203V77H201ZM204 78H205V77H204ZM231 78L233 79V81H234V79H236L235 76H234V78H233V77H231ZM240 78H239V79H240ZM251 78H252V79H251ZM257 78H258L259 80H258ZM10 79H12V81L14 80L12 86H9V85L12 83V81H11ZM40 79H39V82H40ZM101 79H102V78H101ZM118 79H119V78H118ZM118 79L115 80V78H114V81H113V80H111V81L115 82V81H117ZM150 79H152V78H150ZM156 79H157V80H160V82H156ZM189 79H190V80H189ZM209 79H210V78H208V79H206V80H209ZM239 79H237V81L234 82L236 86H238L237 84L239 83V82H238ZM255 79H257L258 81L255 80ZM7 80H9V82H11V83H8ZM43 80H44V79H43ZM95 80H97V79L95 78ZM122 80L124 81L125 79H122ZM161 80H164V81H161ZM171 80H172V81H171ZM174 80H175V81H174ZM176 80H177V81H176ZM199 80H200V79H199ZM202 80H203V79H202ZM211 80H212V81H211ZM211 80H209V81H210V83L212 84L213 79L211 78ZM228 80H229V79H228ZM242 80H243V79H240V81H242ZM244 80H243V81H244ZM263 80H264V79H263ZM27 81H28V80H27ZM41 81H42V80H41ZM48 81H49V82H48ZM67 81H68V80H67ZM67 81H66V83H69V82H67ZM111 81H110V82H111ZM178 81H179V82H178ZM180 81H181V82H180ZM184 81H185V82H184ZM200 81H201V80H200ZM209 81H208V83H209ZM226 81H227V80H226ZM243 81H242V85H241L242 87H243V84H245V83H243ZM256 81H257L259 84H258ZM3 82H4V83H3ZM33 82H34V84H37V85H36V86H37L36 88H37V91H38V92H36V93H38L39 95H41V89H42V88L40 89V87L46 84V83L44 84L45 81H44V82L42 81V82H43V83H42L43 85H41V83H39L38 81H37L38 83H35V80H33ZM33 82L31 83V85H28V86H30L29 88H32V90L35 91V89H34V88H35V85L33 84ZM96 82H97V81H96ZM96 82H95V83H96ZM118 82H119V80H118ZM126 82H128V84L130 83L129 81H126ZM227 82L229 83V81H227ZM230 82H232V81H230ZM244 82H245V81H244ZM253 82H255V83H253ZM95 83H94V84H95ZM98 83H100V80L98 81ZM98 83H97V84H98ZM167 83H168V84H167ZM176 83H177V88H176V86L174 85V84H176ZM198 83H199V82H198ZM206 83H207V82H206ZM210 83H209V84H210ZM234 83H233V85H234ZM236 83H237V84H236ZM246 83H247V82H246ZM251 83H252V84H251ZM261 83H262V84H261ZM17 84H16V85H17ZM47 84H46V85H47ZM56 84H57V85H56ZM165 84H166V85H165ZM179 84H180V85H181V84H182V85L184 84V86H186V84H187V86H189V87H186V88H185V87L182 86V87L180 88V86H178ZM202 84L204 85L205 82H204V83L202 82ZM230 84H232V83H230ZM230 84H229V86H230ZM239 84H241V83H239ZM4 85H5V86H4ZM26 85H27V84H26ZM199 85L201 86L200 83L198 84V86H199ZM207 85H208V84H207ZM207 85H206V86H207ZM261 85H262L263 88H259V87H261ZM22 86H23V85H22ZM53 86H54V87H53ZM63 86H64V85H63ZM63 86H62V88L65 90V93H64V90H63L62 88L59 89V91H58V89H57V92L59 93V95H57V92H56V95H57V96L60 97V95H61V99L58 98V100H56L58 103H59V102L62 103V100H63V101L68 100V99H65V100L62 99L64 96L69 95V94H67V91H68V90H66V89L68 88L67 85H66L67 88H66L65 86H64V87H63ZM118 86L121 87L122 85H118ZM191 86H193V87H192L193 89L191 88ZM209 86H210V85H208V87H209ZM215 86H216V85H215ZM227 86H228V85H227ZM236 86H235V87H236ZM239 86H240V85H239ZM246 86H247V85H246ZM248 86H247V87H248ZM256 86H257V87H256ZM11 87H12V88H11ZM33 87H34V88H33ZM38 87H39V88H38ZM46 87H47V86H46ZM46 87H45V88H46ZM60 87H61V85H60ZM115 87H116V88H114V90L117 89V85H115ZM129 87L132 88V87H136V86H134V84H133L132 86H129ZM161 87H162V86H161ZM167 87H166V89H167ZM178 87H179V88H178ZM208 87H207V88H208ZM217 87H218V86H217ZM231 87H232V86H231ZM235 87H234V88H235ZM244 87H245V86H244ZM247 87H245V88H247ZM17 88H19V89L21 88V89L19 90V89H17ZM29 88H28V89H29ZM92 88H94V87H92ZM92 88L89 87V91H90V93L94 91V89H92ZM111 88H112V87H111ZM123 88H124V86L122 87V89H123ZM182 88H183L184 90H183ZM198 88H202V89H203V87H198ZM209 88H212V85H211ZM254 88H255V89H254ZM256 88H258V89L256 90ZM38 89H39V90H38ZM124 89H125V90H124ZM124 89H123V90L126 91V88H124ZM127 89H129V91H130V90L134 91V90H133L134 88H133V89H130V88L127 87ZM189 89H190V90L192 89L193 91L191 90L192 92L190 91V93H189ZM218 89H219V88H218ZM218 89H217V90H218ZM225 89H228V88L225 87ZM225 89H224V90H225ZM236 89H238V88H236ZM236 89H235V90H236ZM13 90H14V93H13ZM15 90H16V91H15ZM60 90H61V91H60ZM91 90H93V91H91ZM95 90H96V89H95ZM112 90H113V88H112ZM112 90H110V92H108V93L111 94V92H113ZM135 90H136V89H135ZM141 90H142V89H141ZM163 90L165 91V89H163ZM200 90H201V89H200ZM203 90H204V89H203ZM205 90H206V89H205ZM208 90H209V89H208ZM214 90H216V89H214ZM214 90H213V92H214ZM229 90H230V88H229ZM235 90H234V91H235ZM241 90H242V89H241ZM253 90H254V91H253ZM7 91H6V92H7ZM23 91H26V90L23 89ZM39 91H40V92H39ZM107 91H108V90H107ZM129 91H127L126 93H127V94H130V93L132 92V91H130V92H129ZM168 91H171V90H168ZM211 91H212V90H211ZM134 92H136V91H134ZM134 92H133V93H134ZM141 92H143V90H142ZM193 92H194V93H193ZM209 92H210V91H209ZM213 92H212V93H213ZM217 92H218V91H217ZM217 92H216V94H217ZM236 92H237V91H236ZM240 92H242V91H239L237 94H239ZM252 92H254V93H252ZM19 93L21 94V97H19V96H20ZM70 93H71V91H70ZM102 93L104 94V91H103ZM133 93H131V94L133 95ZM166 93H167V92H166ZM172 93L175 94L174 92H172ZM191 93H193V95H192ZM195 93H196V94H195ZM204 93H205V92H204ZM204 93H203V94H204ZM220 93H222V92L220 91ZM223 93H224V92H223ZM257 93H256V94H257ZM14 94H17V96H14ZM43 94H44V92H43ZM110 94H109V95H110ZM173 94L171 95L172 97H173ZM176 94H175V95H176ZM203 94H201V96H204ZM205 94H207V93H205ZM213 94H214V93H213ZM224 94H225V93H224ZM224 94H222V95L224 96V99L228 100V98H225V96L227 97V95H226V94L224 95ZM31 95H32V94H29V95L27 96V97H31L30 99L26 97V98H27V100H25L26 102H25L24 100H23L24 102L21 101L22 104L19 103V104H20V105L18 104L19 107H20V106H23V105H24L23 103H25V105L23 106V108H25V106L27 107V109L30 108L31 104L34 102V99H35V98H34L33 96H31ZM54 95H55V94H54ZM56 95H55V96H56ZM63 95H64V96H63ZM70 95H71V94H70ZM93 95H94V94H93ZM95 95H96V94H95ZM100 95H101V94H100ZM100 95H99V93H98L97 96H96L97 98H95V96L92 97V98H94V102L96 101V104H98V102H99L98 100H101V101L99 102V105H100V103H101L102 101H104L103 99L105 98L104 95H101L103 98H102ZM136 95H138V91H137V93H135V96H136ZM167 95H168V94H167ZM167 95H166V96H167ZM195 95H196V96H195ZM208 95H210V94H208ZM214 95H215V94H214ZM218 95H219V94H218ZM222 95H221V94L219 95V96H221V101H222V99H223V98H222ZM251 95H253V96H251ZM35 96H36V95H35ZM128 96H130V95H128ZM133 96H134V95H133ZM133 96H130V97L132 98ZM135 96H134V97H135ZM168 96H169V95H168ZM190 96H191V97H190ZM205 96H206V95H205ZM211 96H212V94H211ZM211 96H210V97H211ZM215 96H216V95H215ZM215 96H214V97H215ZM219 96H216L217 98L215 97L217 100H216V99H210L211 101H209V102L212 104V100H213V103H214V104H215V103L218 104L217 101H218V97H219ZM248 96H249V97H248ZM256 96H259V97H260L258 100H261V97H263V96H260V93H258V95H256ZM256 96L254 97L253 100H255V99L257 100ZM12 97H11V98H12ZM37 97H38V95H37ZM44 97H45V96H44ZM53 97H54V96H53ZM68 97H69V96H67V98H68ZM134 97H133V98H134ZM141 97H142V96H141ZM141 97H140V99H142ZM174 97L177 98L178 96L176 95V96H174ZM174 97H173V99H174ZM186 97H185L184 99H186ZM192 97H193V98H192ZM210 97H207V98H210ZM214 97H211V98H214ZM240 97H241V95H240ZM240 97L238 96L237 98H240ZM48 98H49V97H48ZM51 98H52V97H51ZM51 98H50V99H51ZM70 98H71V97H70ZM98 98H101V99H98ZM196 98H197V97H196ZM198 98H197V99H198ZM201 98L206 99V97H201ZM219 98H220V97H219ZM237 98H236V99H237ZM242 98L239 99L240 102L237 101V100H235V102H233V103H236V102L238 103V102H239V103L241 104V102H243ZM23 99H24V98H23ZM28 99H29L30 101H29ZM41 99H42V96H41ZM41 99H40V100H41ZM53 99H54V98H53ZM56 99H57V98H56ZM95 99H96V100H95ZM129 99H130V98H129ZM129 99H128V100H129ZM136 99L140 100L139 97H137ZM178 99H181V98H178ZM178 99H177V100H178ZM224 99H223V102H224ZM229 99H231V98H229ZM262 99H263V98H262ZM14 100H13V101H14ZM17 100H18V99H17ZM17 100H15L14 103H13V101H12V104L16 105V104H17ZM21 100H22V99H21ZM31 100H33V101H31ZM46 100H47V99H46ZM60 100H61V101H60ZM158 100H159V99H158ZM167 100H168V99H167ZM181 100H183V99H181ZM195 100H196V99H193V100H190V101H195ZM199 100H200V99H199ZM202 100H203V99H202ZM214 100H215L216 102H214ZM231 100H232V99H231ZM250 100H251V101H250ZM256 100H255V101H256ZM258 100H257V101H258ZM263 100H264V99H263ZM263 100H262V101H263ZM27 101H28V102H27ZM37 101H38V100H36L34 103L37 104ZM49 101H50V100H49ZM49 101H48V102H49ZM56 101H55V102H56ZM68 101H69V100H68ZM68 101H67V102H68ZM97 101H98V102H97ZM131 101L135 104V106H137V104H139V101L135 100V98L132 99V100L130 99L128 102H131ZM143 101H144V102H143ZM171 101L174 103L175 99H174V100L170 99V102H171ZM188 101H187L188 104H187V103H186V104H187L188 106H190V105H189L190 102H188ZM196 101H197V100H196ZM206 101H207V100H206ZM219 101H220V99H219ZM249 101H250V102H249ZM255 101H254V102H255ZM257 101H256V102H257ZM15 102H16V104H15ZM31 102H32V103H31ZM38 102H39V101H38ZM45 102H46V101H45ZM55 102L48 103V104H50L48 107H45V106H47V103H45V104H46V105H45V104H43V102H42V104H41V103H38V104H40V105H38V104H37V105H36V104H35V105H32L33 107H35V106H38V107H36V110H35V108H31L32 111L29 109V111H31V113H32V114L30 115L31 117L28 115V111H27V112L25 111V110H27V109H24V110H23V109L20 107L22 110H20V109L18 108V110L20 111V112H18L17 108H15V109L17 110V111H16V110L14 109V110L16 111V115H18L19 113L21 114V111L26 112L27 115H26V113H23V112H22V117L24 118V116L26 115V118L23 120V118H21V117L19 116V119H17V121L19 120V124L17 123V121H14V122H16V123H14V122L12 121V126H13V127H12V130H14L13 133L16 134V132H15L16 130H15V129H18V128H19V131H20V127H21V126H20V122L23 123L28 117H30V119H31V118H33L32 116H38V115H41V116H42V115H43V117H44V116H45L44 114H48V115H50V114H51V113H50L51 110L49 109V107H51V104H52V106H53V110H54L55 108H59V104L57 103V104H58V106H57V104H56ZM67 102H65V103H67ZM132 102H131V103H132ZM135 102H136V103H135ZM137 102H138V103H137ZM140 102H142V103H144V104L146 103V101L144 100V96H143V99L140 100ZM175 102H177V101H175ZM179 102H180V103H179ZM184 102H185V100H184ZM184 102L182 101V104H181V101L178 100L177 103L179 104V106H180V104H181V106H182V105L184 104ZM197 102H198V101H197ZM199 102H201V103H205V100H204V102H203V101H199ZM231 102H232V101H231ZM231 102H230V100H229V102L224 103L225 106H222V104L219 103V106L221 105L222 108L225 109V110H226V109L230 110L231 106H230V105H229V106H226V104L228 105V104H230ZM244 102H245V101H244ZM252 102H253V101H252ZM28 103H29V106L26 105V104H28ZM30 103H31V104H30ZM53 103H54V104H53ZM65 103H64V102L62 103L63 106L65 105ZM133 103H132V104H133ZM166 103H167V102H165V104H166ZM177 103H175V104H177ZM233 103H232V104H233ZM239 103H238V104H239ZM245 103H246V102H245ZM245 103H243V105H244ZM257 103L259 104L260 101L257 102ZM261 103H262V102H261ZM55 104H56V106H55ZM126 104H127L126 106L128 107V109L132 106V105L130 106V104H129V106H130V107H129V106H128V103H126ZM134 104H133V105H134ZM158 104L160 105L159 102H158ZM208 104H209V103H208ZM217 104H216V106H217ZM224 104H223V105H224ZM238 104H237V105H238ZM14 105H12V106L15 107ZM18 105H17V106H18ZM146 105H147V103L145 104V106H146ZM159 105H158V106H159ZM162 105H163V104H162ZM162 105H161V106H162ZM184 105H185V104H184ZM187 105L182 106V108H183L182 110H183V111H184L185 107H186V111H187ZM212 105H213V104H212ZM243 105H241V107H240V109H239V111H241V112H238V111L236 112V110H235L236 107H234V110H232L233 108H231L232 112L235 111V112H236V115L239 113V114H242V116H244V117H245V115L247 114V117H248V120H249V121L247 120V118H244V119H245V122L248 121V122L252 123L251 126H253V124H256V125H254L255 127H254L253 129L255 130V128H256V126H257V129H256L255 131L259 132L260 135H261V133H263L264 131H263V132L258 131V130H259L258 126H260V123L262 122V123H261V126H263V129L261 128V126H260V128H261L262 130H264V107H263V105H262L261 107L259 106L260 108H256V107L253 108L252 103H251V105H249L250 107H249L248 104H247V105H245L246 107L244 106V108H243V107H242ZM259 105H260V104H259ZM17 106H16V107H17ZM32 106H31V107H32ZM39 106H40L43 110H42ZM126 106H125V107H126ZM135 106H134V107H135ZM147 106L150 107V105H147ZM147 106H146V109L148 108ZM163 106H164V107H162V109H161V108H160V109L164 111V110L166 109V108H165L166 105H163ZM169 106H170V105H169ZM169 106H167V110H168V111H166V110H165V111H166L167 113L171 114V115H169L170 117H169L166 113H165V115H167L168 117H166L165 115H160V112H161V111L158 110L159 107H158L157 111H155V112L159 113V114L156 113V115H157V119L160 117V118H159L160 122H161V120H162V119H161L162 116H165V117H166V118L163 117V118H165V120H166V119H169V120H170V118L172 119V118L174 117V116H172V113H173L174 110L172 111V110H171L172 108H169ZM179 106H178V107H179ZM181 106L179 107L180 109H181ZM210 106H211V105H210ZM213 106H215V105H213ZM219 106H218V107H219ZM43 107H45V108H43ZM54 107H55V108H54ZM125 107H123V109H124ZM127 107H126V110H127ZM132 107H133V106H132ZM218 107H217V109H218ZM224 107H228V108H224ZM232 107H233V105H232ZM237 107H239V105H238ZM262 107H263V108H262ZM47 108L49 109V110H48L49 112L46 111ZM137 108H138V107H136V108H134V109H133V108H130V109H129L130 112L128 111L129 114H128L127 111H125V109H124V111H125V112H124V116L127 115V114H128V115L132 114V116H134L133 114H135V112H136V116H137V115H140V114H142V116H143L144 114H145V115L147 114V115L150 116V115L152 114L153 117H151V116H152V115H151L150 118H152V120H154L153 118H154V116H155V112H153L152 110H149V109H148V111H149V112L152 111V113L150 114L148 111H147V112H148L149 114H148L147 112L144 113V111H146V110H144V108H145V107H144V108L141 109V110L143 111V113H142V112L139 110L140 108H138V109H137ZM150 108H151V107H150ZM168 108H169V109H168ZM188 108H189V107H188ZM222 108H221V109H222ZM241 108H243V109L246 108V109H245L246 111H247V108H251L252 110L250 109V110H248L247 113H245L246 111H244L243 109L241 110ZM40 109L42 110V111H41L42 114L39 112ZM45 109H46V110H45ZM59 109H61V104H60V108H59ZM59 109H56V111L59 113L58 115H60V116H62V114H63L62 111L65 112V111L67 110V109L65 110V107H64V110H65V111H64V110L60 111ZM131 109H133V110L136 109L137 111L139 110L140 113L137 112L136 110L133 111V110H131ZM151 109H152V108H151ZM180 109H179V110H180ZM190 109H191V111L196 112V111H194V110H196V109H194L192 106H190V108H189L188 110L190 111ZM193 109H194V110H193ZM212 109H213V107H212ZM219 109H220V107H219ZM219 109H218V110H219ZM14 110L12 111V108H10L9 110H7V113H9V115H8V114H7V115H8V116H16V115H13V114H12V113H15ZM33 110H34V111H33ZM37 110H38V114L36 113ZM44 110H45V111H44ZM169 110H170V112H169ZM182 110H181V111H182ZM237 110H238V109H237ZM59 111H60V112H59ZM132 111H133L134 113H133ZM158 111H160V112H158ZM163 111H162V112H163ZM181 111H178V113H177L178 116L175 117L176 120H175V118L172 119V121L174 120V123H172V126H171V127L174 128V127H175V123H178V122L180 121V122H179L180 124H178V125H180V126H181L182 124L184 125V126L182 125L183 127H179V129H181V130H182V128L185 129V128L188 127L189 125H190V127H189L188 129H186V130H192V131H193V129H194V130H196V129L198 130V129L200 128L201 130H199V131H202V133H201L202 136H200V139H199L200 142H198V140H197L196 138H194V139H196V140H194V139L191 140V139H190L191 136H189V135L187 136V133H186V135H185V133H184L183 130H182V132L180 133V130H178V127H177L178 125H177V124H176V125H177V126H176L177 129H175V130H174V129L170 130V129H169V128H170V125H171V124H170V123H171V120H170V123H169L170 125H166L167 129H165V131L167 130V131H166V132H167V138L169 137V135H170L171 133H173V135L171 134L173 139H172V138H170V139L168 138V139H169L168 141L171 140V142L173 143V145L179 143L180 141H181V143H180L179 145H178V144H177V145H174V148H175V149H172L173 146L169 145V144L167 143V140H165V139L162 140L161 137H158V136H157V137H158L157 140H159V139L161 138L160 141H158V143H159V142L161 143V144H160V143H159V144H160V146H161L160 148H162V149H163V148L165 149V148L167 147V146H164V145H165V141H166V143H167L166 145H168L169 148H170V146H171L170 149H168V147H167L166 149H168L169 151L172 149V150H171V152H172L171 154H174V156L172 155V156L174 157V160L176 159L175 157H177V159H178V156H177V155H179V156L182 157V155H185V154L188 153V152L190 153L191 150H192V153H190L191 155H189L190 157H188V154H187L186 157H185V156L182 157V158H184V159L181 158L182 160H185V161H182V160H181L182 163H181V161H179V163H181V164H178V168H179V166H180L181 168H186L187 165H188L190 168L194 169L195 172H198V174H200V175L204 178V180H205L204 183H203V189H206L210 194L208 193V194H209V195H208L207 193H204V195H202V194H200V193L198 192V195L200 194V196H201L202 198H204V199H202V198L200 197L201 200H203V202H202V201H200V199H197L196 196H198V195H195V193H194V191H195V192H196V191H199V189L197 190V188L194 189L193 187H191V186H192V182L194 183L193 186L197 187V186H196V185H197L196 183H197L198 181H197L196 183H195L194 181L191 182V181L189 180V178L187 179V177H185V175H183V177H182L183 179H181V177H180V178H177V179H179V180L181 179V180H180L181 182H179V180H178V183H179V184H180V183L183 184L182 181H185V182H184L185 185H188V184L190 183V184H189L190 186L188 185L189 189H194V190H189V191H190V192H189L190 195H191V192H192V191H193V194L195 195V196H194V195L192 194V195L194 196V197L192 196V198H191L189 195H187L188 192H187L186 194H183V193H182L184 196L187 195V196H188V197H187L188 199H189V197H190V201H191V202L186 198V196H185V199H184V196H182V195H180V196L183 197V198L178 199V200L181 201V202H183L184 200H186V201L183 202L184 205L187 206V205L189 204V205L192 206V207H189V205H188L187 208H186V207H184V205H183L182 208H184V210L181 208V209L183 210V211L181 210V212H183V213L180 212L181 216H179V217H181L182 219H181V218L179 219V223H178V220H177V221L175 220L179 226H177V224H176L175 222L173 223L175 217H173L174 219H172V218L170 217L171 213H168L169 216H168V215H167V216H168L169 218L172 219V222H170V223H172V224H169V223H168L167 228H166L165 225L163 226V224H162L163 227L160 226V224H161L160 219L163 218V217H161L162 215L159 216V214H158V216L156 217L157 219L159 218L158 220L156 219V220L158 221V223H157V222L154 223V222L152 221V220H154V218H152V220L149 221V220L151 219V218H149V220L146 221V222H147L148 225L150 224V227H151V228H150L148 225H146V226L149 227V230L152 231V228H153V230L155 231V233H152V232H153V231H152L151 234H149V232H150L149 230H146V229H145V224H146V223L143 221V219L141 220V219H136V218H135V219H134L135 221H131V224H132V225H131V224H129L130 222L127 220L126 216L123 214V211H122V209H121V207L124 206V204L127 202V203H126L127 206H128V205L131 206V207L133 206L132 208H131V207H128V208H131L132 210H133V209L135 210V207L137 206V204L135 205V201H134L135 199H133V197H134L133 195H135V194H137V193H134V194H133L132 192H133L134 189H135V190H134V192H135V191H136V188H132V187H131V191H132V192H131V197H132V198H131V197H125V195L122 193L123 191L121 192V190H120V192L118 191L119 193H121V195H122L121 197H120L119 193L117 192V194L119 195L118 197H120V198L122 199V200L119 199L120 201L118 200V197H117V196H116V198H115V197L113 198L111 195H110L111 197H110V196H107V197H110L108 203H106V205L99 206V208H102V209H99V210H97V202H99L100 204H101V202L99 201V199H96V198H95V195H94V194H95L96 192L93 193V191H89V190H88L87 192H85V191L78 192V194L75 192L76 194H75L74 196L72 195V194H74V193L71 194V196H73V199H74V201H73V199H72V204H71V203L68 204L67 200L64 201V203L66 202L67 204H66V207H64V209H63V206H62V205H63V202H62V201H63L66 197L70 196V194L68 193V192H70V191H69L70 189H69L68 192H67V189L65 188V192H64L65 195L62 194V195H63V198H62L63 200L60 199L61 197H60V198L57 197V191L60 192V190H63V189H60V187H61L62 185H64L63 183H68V184L70 185V182H68V181L66 182V180H68V177H69L70 174L68 175V177H67L66 180H65V177L63 178V180H65V182L59 181V178H60V180H61L62 177H56V176H59L58 174H59V173L61 174V172H60V171H56V170H57L58 168H62V166H61V167H59V166H58V167H57V166L55 167L54 164H52V160H50V162L48 161V166H47V162H46V163H45V162H42V163H41V164H42V165H41L42 167H40V166H39V163L36 164V161L39 162L37 159H39V157H41V156H38V155L42 154V152H41L42 150H41V149H44V148H45L44 146H46L45 151H46V150L48 151L47 147H48L49 150H50L52 144H54V143L56 144L55 141H58V140H59V139H57V138H61V139H62V137H63L64 134L66 133L65 130H67V128H66V126H65L64 128H63V127L61 128V124H62L63 120H62V122H61V124H60V126H59L58 123H60V121H61L60 118H61V117L59 116V117H60V118H59L58 115H57V113H56L55 111H54V115H55V117H52V119H54L53 122H52V120H51V123H53L54 125H56V126H55V127H56L55 129L52 128V127H54L53 124L50 125V126L48 125V123H47V121H48V120H47V117H44L47 121H45V119H43L42 124H40L41 122H39V121L42 120L43 117L38 116V117H40V118H39L40 120L38 119V120H39V121H38V122H39L38 125L40 124L39 127H42V128H43V127L45 126L46 130L40 128V129L43 130V134H42V132H41V130L39 129L38 125H37V127L32 128V131H33V129L35 130V131H33V133H34V138H33V139L31 138L32 143L28 140V142L31 143V144H29V145L26 144L28 147H25V146H26V145H25V146H23V147H20V148H23L22 150H21V149H18L19 151H23V152H21V153H23L22 155H24V156H22L23 159H21V160L19 161V165H20V163H22V165L19 166L18 164H16V165H17L16 172H18L19 175H20V173H21L22 176H24V175L27 174V172H28L27 170H28L29 168H30V170H31V169L34 167V168L32 169L33 172L29 171L28 173L31 172V175H32V176L34 175L33 177H35V176H36V177L33 178V177H32L31 175H29V174H28L29 177H27L28 175L26 176V177H27V180L30 182V181L33 180V179H34L33 181L37 180V178L39 177V176H38V173H39L40 171H43V170H44V169H42L43 167H45V166L49 167V168H47V170L49 169V171H50V169H51L52 167H53V168H54V167L57 168V169H51V171H52V170H53V171L55 170L54 172H53V171L51 172L52 177H51V176L49 177V176H47V175H45V174L42 175L41 173H39L40 176L42 175L41 178L39 177L40 180L43 179L42 177H44L45 180H46V179L48 180V177H49L50 185L52 184L51 187L54 188L55 190L58 189L57 191H55V190L53 189L54 192H55V194H53V190H52V192H51V188L49 189V187H47V186L49 185V184H47L48 181H47V182H42L44 179L41 180V182H40V180H37L38 183L35 181L37 184L40 185L41 188H42L43 186H46V185H44V184H43V186H41L42 183L47 184L46 188L48 189V191L50 190L51 194L48 193V191H46L47 189H46L45 187H43L42 190H43V191H46L47 195H50L51 197H52V194H53V195H56V198H57V199L59 198V199L61 200V203H62L61 205L58 204L59 202L57 203V201H59V200H55V202H53V203L56 204L55 207L58 206V205H59L60 207L62 206L61 208H62L64 211H66L65 208L67 209V205H70V204H71L70 206H68V208L70 209V211H69V212H65L66 214H62V213L60 212V210H58L60 207H58L57 210L59 211L60 215H61V214H62V215L59 216V213H58V215H57V213L54 214V215H57L56 217H58V218L61 219V220L63 219V215H67V216H64V217H65V218H64V219H65V222H64V225H63V227H64L63 230L66 231V232H65V235L62 234V235H63V238H64V245H65V247H64L63 251H62L60 254H57V258H58V259L55 258V260H53V263H54V261H55V264H161V262H162L165 258L162 257V256H161V253L158 252V251L161 250V249L164 247V249L167 248V249L170 250V253H169V254H172V253H173L171 257H172V258H175V259H173V260L176 261L175 264H177V261H178V264H180L183 260H184V263H185V264H210L211 261H212V264H213V261L215 262V264H216V263H217V264H218V263L221 264V263H222L223 261H225V260H223V261L221 262L222 259H220V258H222V257H224V256H225V257H224L223 259H226L227 262L225 261L226 263L223 262V264H227V263H229V262H231V263H229V264H241V263H243V262H244L243 264H259L257 261H259L260 264H262V263H261V261H262L263 264H264V259H262V258L264 257V239L262 238V236H263V234H264V219H263L264 214H263V213L258 214V212H260V211H261V212H264V210H263V209H264V204H263V203H264V139H263V137H262V136H264V134H263L262 136H260V138L262 137V139H263V141H262V139H256L254 135H251V133H248L249 131H246V130H245V133L247 132V133L250 134L253 138L250 137V135L247 136L248 134L244 135V133H241V132L238 133L234 128L238 129V127H239V128L242 129V127H240L239 125H236V124H239V122H238V123L236 122L235 124H233L234 121H233V123L227 121V124L230 123V125L232 124L233 126H230V125H229L230 127L228 126L229 128L226 127V128H227V129H226V128H224V127L221 125V124L225 123L224 120H222L223 123H221V124H220V122H218V124H217V123H215V121H217V120H213V119H215V118L217 119V117H212V121H209L211 118H210V119H209V118L207 119V118H206L207 116L204 117V115L208 114V113H204L205 111H202V112L204 113V115H203V113H198V115H201V116H202L201 119H199L200 117H198L197 113H195V114H196L195 116H197V117L194 116V117H195V120H193V116H192V115H194V113H193V112H190L191 115H190V114H189V115H190L191 118H192V119L190 118L191 122H193V123L196 122L197 118H198V121H199V122H200V121L202 122V125L204 124L203 122H205V124H204L203 126H202L200 123H199V124L197 123V124H198L197 127H196V125H197L196 123H194V124H196L195 126H191L192 123L189 122V120H188V121L186 120V123H185V121L182 123L181 120H182L184 117H185L186 119H188V117L185 116V114H188V113H186L185 111H184V112H181ZM189 111H187V112H189ZM198 111H199V110H198ZM200 111H201V110H200ZM249 111H250V112H249ZM1 112H2V113H5V112H3V111H1ZM1 112H0V114H1L2 116H4ZM33 112H34V113H33ZM47 112H48V113H47ZM179 112H180V113H179ZM207 112H208V111H207ZM209 112H210V111H209ZM222 112H225V111L222 110ZM235 112H234V113H235ZM243 112H244V115H243ZM10 113H11V115H10ZM29 113H30V112H29ZM39 113H40V114H39ZM60 113H61V114H60ZM122 113H123V111H122ZM137 113H139V114H137ZM183 113H184V114H183ZM229 113H230V112L228 111V114H229ZM33 114H34V115H33ZM64 114H65V113H64ZM161 114H164V113H161ZM181 114H182V116L180 117L179 115H181ZM209 114L211 115L212 113H209ZM225 114H226V113H225ZM232 114H233V113H232ZM48 115H46V116H48ZM65 115H66V114H65ZM92 115H93V114H92ZM122 115H123V114H122ZM122 115H121V117H122ZM128 115H127V116H128ZM145 115H144V117H145ZM233 115L235 116V114H233ZM5 116H6V114H5ZM27 116H28V117H27ZM51 116H52V115H51ZM63 116H64V115H63ZM124 116H123V117H124ZM130 116H131V115H130ZM132 116H131V117H132ZM158 116H159V117H158ZM190 116H189V117H190ZM226 116H227V114H226ZM228 116H229V115H228ZM237 116H238V115H237ZM240 116H241V115H240ZM38 117H36V118H38ZM64 117H66V116H64ZM67 117H68V116H67ZM119 117H120V116H118L117 118L119 119ZM144 117H143V118H144ZM146 117H147V118H144L145 121H146V119L149 120V117H148V116H146ZM179 117H180V118H179ZM182 117H183V118H182ZM229 117H231V116H229ZM20 118H21V119H20ZM57 118L59 119V122L56 121V120H58ZM69 118H70V117H69ZM72 118H73V117H72ZM89 118H90V117H89ZM124 118H126V117H124ZM124 118H123L122 120H124ZM178 118H179V119L182 118V119L179 120ZM185 118H184L183 120H185ZM203 118H206V121H202ZM234 118H235V117H234ZM239 118H240V117H239ZM242 118H243V117H242ZM34 119H35V117H34ZM48 119H49V123H50V119H51L50 116H48ZM62 119L65 120V118H63V117H62ZM87 119H88V118H87ZM128 119H130V118L128 117ZM177 119H178L179 121H178ZM227 119H230V121H231L232 118H227ZM244 119H243V120H244ZM21 120H22V121H21ZM28 120H29V118L26 120L27 123L29 124V121H28ZM90 120H92V119H90ZM120 120H121V119H120ZM122 120H121V121H122ZM148 120H147V121H148ZM152 120H151V121H152ZM155 120H156V117H155ZM192 120H193V121H192ZM204 120H205V119H204ZM207 120H208V121H207ZM220 120H221V119H220ZM232 120H233V119H232ZM240 120H241V119H240ZM243 120H241V121L244 123ZM26 121H25V122H26ZM44 121H45V125H43V122H44ZM55 121H56V122H55ZM67 121H68V120H67ZM143 121H144V120H143ZM147 121L145 122V124L147 123ZM149 121H150V120H149ZM149 121H148V122H149ZM157 121H158V120H157ZM157 121H156V122H157ZM166 121H167V120H166ZM175 121H177V122H175ZM198 121H197V122H198ZM218 121H219V120H218ZM236 121H239V120L236 119ZM25 122H24V125H25ZM57 122H58V123H57ZM65 122H66V121H64V122H63L64 124H62V125H67ZM68 122H69V121H68ZM68 122H67V123H68ZM122 122H123V121H122ZM152 122H153V121H152ZM152 122H150V123H152ZM156 122L154 121V122L152 123V125H153V124L156 125ZM162 122L164 123V121H162ZM187 122H188V123H187ZM27 123H26V124H27ZM55 123H56V124H55ZM89 123H90V122H89ZM93 123H94V122H93ZM117 123H118V122H117ZM143 123H144V122H143ZM163 123H162V126H161V127H163V126L165 125V124L163 125ZM167 123H168V122H167ZM250 123H248V126H250ZM13 124H18L19 126H18V125L16 126V125H13ZM30 124H31V123H30ZM46 124H47L48 127L46 126ZM91 124H92V123H90V125H91ZM118 124H119V123H118ZM120 124H122V123L120 122ZM185 124H186V125H185ZM187 124H188V125H187ZM21 125H22V127H23V128L21 127V130L23 129L22 131H24V130L26 129V128L24 129V127H26V126H23V124H21ZM41 125H42V126H41ZM113 125H114V124H113ZM123 125H124V124H123ZM123 125H122V126H123ZM155 125H154V126H155ZM199 125H201L202 127H200ZM219 125H220V126H219ZM224 125H225V124H224ZM235 125H236L237 127H236ZM14 126H15V128H14ZM30 126H31V125H30ZM51 126H52V127H51ZM68 126H69V124H68ZM154 126H151V128L154 127ZM185 126H186V127H185ZM221 126H222V127H221ZM27 127H28V126H27ZM57 127H58V128H57ZM59 127H60L61 129H60ZM114 127H115V125H114ZM147 127H150V125H149V126L147 125ZM156 127H158V126L156 125ZM193 127H195V128H193ZM232 127H234V128H232ZM48 128H49V130H48ZM164 128H165V126H164ZM191 128H192V129H191ZM230 128H231V129H230ZM38 129L40 130L39 133L37 132ZM58 129H59L60 131L62 130V132H61V133H62V134H61L62 137H57V136H55L56 134H57V135L59 134ZM63 129H64V130H63ZM68 129H69V128H68ZM121 129H122V128L120 127V130H121ZM152 129H154V128H152ZM156 129H157V128H156ZM241 129H240V130H241ZM251 129H252V128H251ZM47 130H48V131H47ZM148 130H149V128H148ZM158 130H159V129H158ZM163 130H164V129H163ZM168 130H170V132H171V131H172V132H171V133H168ZM173 130H174V131L178 130V131H176V132H179L180 134H179V133H176V135H175V134H174L175 132H174ZM238 130H239V129H238ZM262 130H261V131H262ZM30 131H31V130H30ZM44 131H46V133H45ZM54 131H55V133H56V131H57L58 133L55 134ZM64 131H65V133H64ZM113 131H115V130H113ZM150 131H151V130H150ZM150 131H149V132L147 131V132L149 133L148 136L153 132V130H152L151 132H150ZM251 131H252V130H251ZM48 132H49V134H48ZM50 132H51V133H50ZM68 132H69V131H68ZM116 132H117V131H116ZM197 132H198V131H196V133H197ZM257 132H254L255 135H256V137H258V136H257V134H258ZM28 133H29V132H28ZM31 133H32V132H31ZM37 133H38V134H37ZM53 133H54V134H53ZM193 133H194V132H193ZM205 133H206V135H207L208 137L205 135ZM35 134H37V135H36L37 137H40V134H41V136H43V135L45 136L46 134H48L49 137H48L47 135H46V136H47V139H48V138H49V139L51 138V140H48V142L50 143V146H48V145H49L48 143H47L48 145L46 144V140H47L46 138H44V139H46V140H45V142H43V141H44V139H43L44 136H43V137H41L43 140H41V139L38 138L39 141H40V140L42 141V144H41L40 142H39V144H41V145H44V143L46 144V145H44V146L41 147V146L37 143L38 141H34V139L36 138ZM80 134H81V133H80ZM154 134L157 135L158 133H156V132L154 133V132H153L150 136H152V135L155 136ZM165 134H166V133H165ZM168 134H169V135H168ZM177 134L179 135V137H178ZM30 135H31V134H30ZM32 135H33V134H32ZM38 135H39V136H38ZM182 135H185L186 138H187V137H190L189 139L191 140V142H192V141L195 142V143L193 142V144H196V143H197V144H199L200 146H199V145L196 146V145H197V144H196L195 147L193 146V149H191L190 146H189V142H188V141H187V143H186V141H185L186 144L184 145V144L182 143V142H183V138H184V136H182ZM190 135H191V134H190ZM26 136H28V137H27L28 139H29V137H31V136H29V135H27V134H26L24 137L26 138ZM50 136H51V137H50ZM58 136H60V134H59ZM65 136H66V134H65ZM68 136H69V135H68ZM70 136H71V135H70ZM112 136H113V135H112ZM174 136H176V137H174ZM180 136H181V137H180ZM204 136H206V137L204 138ZM213 136H214L215 138H213ZM115 137H116V135H115ZM157 137H156V138H157ZM162 137H163V136H162ZM165 137H166V136H165ZM192 137H193V136H192ZM198 137H199V136H198ZM201 137H203V138H201ZM234 137L236 138V142H235V138H234ZM244 137H245V138H244ZM249 137H250V138H249ZM25 138H24V139H25ZM63 138H64V137H63ZM174 138H176L175 141H172V140H174ZM177 138H181V140H178ZM206 138H207L208 141L206 140ZM216 138H217L219 141L216 140ZM254 138H255V140H254ZM55 139H57V140H55ZM61 139H60V140H61ZM117 139H118V137H117ZM117 139H116V140H117ZM201 139H202V140L204 139V140L202 141ZM209 139H210V140H209ZM213 139H214V140H213ZM237 139H238V141H237ZM247 139H248V142H247ZM251 139H253V140H251ZM35 140H37V139H35ZM52 140L54 141L53 143H51ZM143 140H144V139H143ZM153 140H154V139H153ZM153 140H151V141L149 140V142H148L149 145H146V144H147V141H146V143H144L145 140H144V142L141 140L142 143H143V145H146V146H147L146 150L148 149V151H147L148 153H149V150H152V148H156V146L159 145V144H156V146H155L154 144L157 143V142H152ZM157 140H155V141H157ZM176 140H177V141H176ZM186 140H187V139H186ZM249 140H250L251 142H250ZM117 141H118V140H117ZM162 141H163L164 143H163ZM178 141H179V142H178ZM205 141L209 142L210 145H208L207 142L205 143ZM214 141H215V143H214ZM28 142H26V143H28ZM127 142H128V141H127ZM138 142H139V141H138ZM138 142H134V143H132L133 146H134V144H136V143H138ZM217 142H219V143H217ZM150 143H151V144H150ZM162 143H163V144H162ZM169 143H170V142H169ZM201 143H204L205 145L207 144L206 147H205V145H203V144L201 145ZM34 144H35V145L37 144V145H36V148H35ZM140 144H141V143H140ZM140 144H136V145L139 147ZM152 144H153V145H152ZM187 144H188V145H187ZM211 144H212V146H211ZM30 145H31V146H30ZM38 145H39L40 148L37 147ZM143 145H142V146H143ZM151 145H152V146H151ZM183 145H184L185 147H188V146H189V149H191V150H189V149L186 148V149H183V152H184L185 150H188V152H184V153H182V155H181V153L178 154V153L182 150ZM120 146H121V145H120ZM123 146H124V145H123ZM146 146H145V147H146ZM150 146H151L152 148L149 149ZM154 146H155V147H154ZM43 147H44V148H43ZM53 147L55 148V146H52V148H53ZM129 147H132V145L129 146ZM129 147H128V148H129ZM138 147H137V148H138ZM145 147L143 146V149H142V150H144ZM209 147H210V148H209ZM29 148H30V149H29ZM32 148H33V149L35 148V149L33 150ZM61 148L63 149V147H61ZM140 148H142V147L140 146ZM206 148H207V150H206ZM25 149H26V150H25ZM27 149H29V150H27ZM36 149H37V151H35ZM39 149H40V150H39ZM59 149H60V148H59ZM71 149H72V148H71ZM129 149L131 150V148H129ZM132 149H133V148H132ZM135 149H136V148H135ZM135 149H134V150H135ZM158 149H159V148H158ZM178 149L180 150L179 152H177ZM201 149H202V150L204 149V150H205L204 153H205V154H208V155H204V153H201V151H202ZM208 149H209V150H208ZM38 150H39V151H38ZM54 150H55V149H54ZM54 150L51 149L50 151H52V152H49L50 154L52 153V156L50 157V159H53L54 157H56V158H54L53 160L56 161L57 163H58V162L61 163V161H62L61 165L64 164L63 162H68V161H65L66 159L64 160V156H68L69 153H68V154H65V153H67V152H65L64 154H61V153H63V151H64L65 149H64L63 151H61V150H60V151L57 150L58 152L55 150V151H56V152L54 153L55 155H53ZM137 150H138V149H137ZM160 150H161V149H159V150L157 151V150L154 149L153 152H150V153H153V154H151V155H154V152L156 151V153H159V155H160V153L162 152V151L160 152ZM200 150H201V151H200ZM19 151H18V152H19ZM27 151H29V152H27ZM30 151H31V152H30ZM73 151H74V150H73ZM78 151H79V149H78ZM139 151H140V150H139ZM163 151H165V150H163ZM166 151H167V150H166ZM16 152H17V151H16ZM26 152H27V153H26ZM40 152H41V153H40ZM59 152H61V153H59ZM137 152H138V151H137ZM144 152H145V150H144ZM147 152H146V153H147ZM173 152H174V153H173ZM175 152H176L177 155L175 154ZM206 152H208V153H206ZM21 153L19 152V154H21ZM24 153L26 154V156H25ZM29 153H30V154H29ZM33 153H34L35 155L38 156L37 159H36V158H33V157H35ZM57 153H58V154H57ZM80 153H81V152H80ZM88 153H89V152H88ZM88 153H87V154H88ZM92 153H93V152H92ZM140 153H142V152H140ZM15 154H16V153H15ZM19 154H17V155H19ZM27 154H29V155H27ZM31 154H32V155H31ZM44 154H45V153H44ZM47 154H48V153H47ZM73 154H74V153H73ZM73 154L71 155V156H72V159H75L76 157L73 156ZM96 154H97V153H95V155H96ZM143 154H144V153H143ZM163 154H164V152L162 153V155H163ZM30 155H31V156H30ZM58 155H59V156H58ZM61 155H62V156H61ZM80 155H83V154H80ZM151 155H150V156H151ZM156 155H157V154H156ZM175 155H176V156H175ZM27 156H29V158H28ZM42 156H43V155H42ZM47 156H49V155H47ZM47 156H46V157H47ZM77 156H78V155H77ZM89 156L92 157V159H93V157H94L93 155L91 156V154L88 155V157H89ZM133 156H134V155H133ZM154 156H155V155H154ZM26 157H27V158H26ZM46 157H45V159H46ZM73 157H75V158H73ZM80 157H82V156H80ZM80 157H79V158H80ZM83 157H84V158H83L82 160L84 161V159H86L87 157H85V156H83ZM95 157H96V156H95ZM24 158H25V159H24ZM31 158H32L33 160H32ZM42 158H43V157H42ZM57 158H58V159L61 158V159L58 161ZM62 158H63V159H62ZM155 158H156V159L159 158V160H161V159L163 160L164 156H162V157L160 156V157H159V156L157 155ZM26 159H28V161H29V159H30V161L28 162ZM34 159H36V160H34ZM48 159H49V158H47L45 161H47ZM76 159H78V157H77ZM90 159H91V158H90ZM177 159H176V160H177ZM31 160H32V161H31ZM39 160L41 161V159H39ZM82 160H79V161L77 160V161H78V162L81 161V162L83 163ZM87 160H88V159H87ZM131 160H132V159H131ZM159 160H158V159H157V161L155 160L154 163L157 162V163H155V164H158V163L161 164L163 161L165 162V160H163V161H159ZM178 160H179V159H178ZM178 160H177V163H178ZM22 161H23V162H22ZM24 161H25L26 163H25ZM72 161H73V160H72ZM88 161H89V160H88ZM146 161L148 162L147 159H146ZM149 161H150V160H149ZM27 162H28V168L26 167V166H27ZM30 162H33L34 165H33V164L30 165V164H29ZM69 162H70V161H69ZM69 162H68V163H69ZM73 162H74V161H73ZM75 162H76V161H75ZM75 162L73 163L74 166L77 165V163H75ZM81 162H80V163H81ZM141 162H142V161H141ZM144 162H145V161H144ZM185 162H186V163H185ZM145 163H146V162H145ZM177 163H176V164H177ZM23 164H24V165H23ZM66 164H67V163H66ZM66 164H65V165H66ZM71 164H72V163H71ZM71 164H70V167H71ZM85 164H88V162H87L86 160L84 161V165H83V166H85ZM142 164H143L142 166H144V168H146V167L148 168L147 165H145L144 163H142ZM150 164H151V162H150ZM150 164H149V165H150ZM152 164H153V163H152ZM186 164H187V165H186ZM29 165H30V167H29ZM35 165H36V166L38 165V167H40L39 169H42V170H38L37 167H36ZM51 165H52V167H51ZM56 165H57V164H56ZM58 165H60V164H58ZM65 165H64V166H65ZM78 165H79V163H78ZM78 165H77V169H78V170H76V171H77L76 174L79 175L81 172H80V173L78 172V171H80L79 168H78V167H79ZM99 165H101V164H99ZM31 166H32V167H31ZM64 166H63V167H64ZM66 166H67V165H66ZM66 166H65V167H66ZM80 166H82V164H81ZM86 166H87V165H86ZM86 166H85V167H86ZM89 166H90V168H89ZM93 166H94V163H93ZM93 166L88 164V166H87V167H88V168H87V171H88V172L84 170V172H85V173H88V174H86V176H85V173H81L82 176L80 175V177H82V178L85 176V178H83V179L80 178V179H81L80 181L86 179V180H87L86 183H89V184L91 185V188H92V189L94 188V185L96 184V182H99V184H100L101 179H102V178H105V176H103V174L101 173V169H100V171H98V167L94 166V168H95V167H96V168L93 169V168H91V167H93ZM145 166H146V167H145ZM152 166H153V165H152ZM152 166H151V167H152ZM184 166H185V167H184ZM25 167H26V171H25L24 169H22V168H25ZM35 167H36V169L38 170V172H36L37 170L35 169ZM85 167H84V169H85ZM151 167H149V168H151ZM176 167H177V166H176ZM18 168H19V169H18ZM71 168H72V167H71ZM99 168H100V167H99ZM114 168H115V167H114ZM140 168H142L141 165H140ZM149 168H148V169H149ZM178 168H177V169H178ZM187 168H188V167H187ZM209 168H210V169H209ZM21 169H22V170H21ZM45 169H46V167H45ZM62 169H63V168H62ZM62 169H61V171L64 172V170L67 169V168H65L64 170H62ZM75 169H76V168H75ZM80 169H83V168H80ZM96 169H97V170H96ZM115 169H116V168H115ZM174 169H175V168H174ZM177 169H175L174 172H176ZM17 170H19V171H17ZM23 170H24V171H23ZM35 170H36V171H35ZM47 170H46V171H47ZM59 170H60V169H59ZM72 170H73V169H72ZM149 170H151V169H149ZM178 170L180 171V173H182V171H181L180 169H178ZM20 171H21V172H20ZM22 171L25 172V173H23ZM49 171H48V172H49ZM67 171L69 172V171H71V170H68V169H67ZM81 171H82V170H81ZM96 171H97V172H96ZM153 171H154V170H153ZM179 171H178V172H179ZM210 171H211V172H210ZM34 172H36V173H34ZM55 172H56V173H55ZM58 172H59V173H58ZM99 172H100L102 175H101ZM136 172H137V171H136ZM178 172H177V173H178ZM203 172H205V173H207V174L210 172L209 174H211L212 178H206L207 176L204 177V176H203ZM33 173H34V174H33ZM52 173H55V175H56V174H57V175L55 176V175L52 174ZM65 173H66V172H65ZM65 173H64V176H65ZM74 173H75V171L72 172L71 174H74ZM106 173H108V172L106 171ZM130 173H131V172H130ZM147 173H148V172H147ZM155 173L157 174L156 171H155ZM162 173L164 174V171H163ZM177 173H174V174L177 175ZM47 174H48V173H47ZM76 174H75V176L78 177V175H76ZM97 174H99V175H97ZM115 174H116V172H115ZM117 174H118V173H117ZM119 174H120V172H119ZM119 174H118V175H114V174L111 175V176H113V177H112V178H113L112 180H115V181H116V180L118 179L116 176H118V177L120 178V175H119ZM156 174H155V175H156ZM163 174H161L162 177H163ZM49 175H50V173H49ZM66 175H67V174H66ZM105 175H106V174H105ZM125 175H127V174H125ZM151 175H152V174H151ZM175 175H174V176H175ZM204 175H206V174H204ZM45 176H46V177H45ZM108 176H109V174H108V175L106 176V178H105V180H106L107 182L109 181V180H108ZM192 176H193V175H192ZM195 176H196V178H195ZM208 176L210 177V175H208ZM55 177H56L58 180H56ZM71 177H72V175L70 176V179H69V180H71V179L73 178V177H72V178H71ZM76 177H75V178H76ZM98 177L101 178L100 181H97V180H99ZM109 177H110V176H109ZM114 177H116L117 179L114 178ZM121 177H122V176H121ZM164 177H165V174H164ZM175 177H176V176H175ZM39 178H38V179H39ZM50 178H51V180H50ZM53 178H55V179L53 180ZM127 178H128V177H127ZM166 178H167V177H166ZM185 178H186V179H185ZM191 178H192V177H191ZM194 178H195V179H194ZM203 178H202V179H203ZM29 179H30V180H29ZM76 179L78 180L79 177L76 178ZM142 179H143V178H142ZM163 179H164V178H163ZM177 179H176V181H177ZM196 179H198V180L200 179V180H199V181H201L200 183L203 182L201 178H199L197 175H194V177H193L192 180H196ZM55 180H56V181H55ZM74 180H75V179H74ZM105 180H104V181H101V182L107 183ZM135 180H136V179H135ZM139 180H140V179H139ZM174 180H175V178H174ZM188 180H189V181H188ZM206 180H208V182H207ZM53 181H54V182H53ZM58 181H59V182H58ZM72 181H73V180H72ZM115 181H114V183H115ZM137 181H138V179H137ZM141 181H143V180H140V183H141ZM146 181H147V180H146ZM148 181H149V179H148ZM164 181H165V180H164ZM187 181H188V182H187ZM35 182H34V183H35ZM39 182H40V183H39ZM57 182H58V183L61 182V183L59 184L60 187L57 185V184H58ZM78 182H79V180H78ZM143 182H144V181H143ZM150 182H151V181H149V183H150ZM55 183H57V184H55ZM81 183H82V182H81ZM110 183H111V182H109V184H110ZM119 183H120V182L118 181L117 184L119 185ZM136 183H137V182H133V185H135ZM138 183H139V182H138ZM174 183H175V182H174ZM178 183H177V184H178ZM186 183H188V184H186ZM198 183H199V182H198ZM205 183H206V184H207V183H209V184L211 183V184H210V185H211V186H210L211 191H212V190H215V188L212 189V188H213L212 185H213L214 187L217 188V190H215V191H217V192L215 193V199H214V197H213L214 194H212V193H214V192H213V191L210 192V190H208L209 185H208V184L206 185ZM54 184H55V185H54ZM68 184H67V185H68ZM72 184H73V183H72ZM109 184L107 183V185H109ZM115 184H116V183H115ZM117 184H116V186H117ZM129 184H130V183H129ZM146 184H148V182H147ZM184 184H183V185H184ZM39 185H38V186H39ZM50 185H49V186H50ZM67 185H66V186H67ZM96 185H97V184H96ZM100 185L103 186V183L100 184ZM110 185H111V184H110ZM110 185H109V186H110ZM112 185H114V184H112ZM133 185H132V186H133ZM138 185H139V184H137L135 187H137ZM205 185H206V186H205ZM35 186H37V185L35 184ZM66 186H65V187H66ZM70 186H71V185H70ZM70 186H69V187H70ZM84 186H85V185H84ZM101 186H99V187H101ZM104 186H105V185H104ZM109 186H108V187H109ZM130 186H131V185H130ZM146 186H148V185H146ZM149 186H150V185H149ZM204 186L207 187V188H204ZM111 187H112V188H111ZM114 187H115V185H114V186H110L109 188L113 189ZM119 187H120V186H119ZM138 187H139V186H138ZM138 187H137V188H138ZM172 187H173V186H172ZM181 187H182V186H181ZM186 187H187V186H186ZM31 188H32V186H31ZM62 188H63V186H62ZM117 188H118V187H116V189H117ZM140 188H141V187H140ZM168 188H169V187H168ZM176 188H177V187H176ZM27 189H28V188H27ZM38 189L40 190V188H38ZM59 189H60V190H59ZM105 189H106V188H105ZM118 189H120V188H118ZM132 189H133V190H132ZM138 189H139V188H138ZM138 189H137V190H138ZM181 189H183V187H182ZM31 190H32V189H31ZM39 190H37V191L40 192ZM42 190H41V191H42ZM107 190H109V189L107 188ZM142 190H143V189H142ZM147 190H148V192L151 191L149 188L146 189V190H144V191L146 192ZM183 190H184V189H183ZM187 190H188V188H187ZM187 190H186V191H187ZM97 191H98V190H97ZM114 191H115V190H114ZM114 191L112 192V194H113V193L115 194L117 190H116L115 192H114ZM144 191H143V192H144ZM186 191H184V193H185ZM207 191H206V192H207ZM218 191H221V193H222V192L225 193V194H226V198H225V194H224V195H223V194L221 195L220 192L218 193ZM244 191H248V193H245ZM23 192H24V191H23ZM71 192H73V191H71ZM107 192H108V191H107ZM141 192H142V191H140V193H141ZM164 192H165V191H163V193H164ZM166 192H167V191H166ZM204 192H205V190H204ZM241 192H244L245 195H244V196H241V195L244 194V193L241 194ZM250 192L252 193V195L250 194ZM32 193H33V195H34V192H32ZM32 193H31V194H32ZM46 193L42 194V192H41V195H43V196L45 197ZM62 193H63V192H62ZM138 193H139V192H138ZM140 193H139L138 195H140ZM201 193H203V191H201ZM107 194H108V193H107ZM114 194H113V195H114ZM117 194H116V195H117ZM132 194H133V195H132ZM143 194H144V193H143ZM146 194L148 195L147 192H146ZM150 194H153V193H150ZM175 194H176V193H175ZM196 194H197V192H196ZM205 194H207L206 197H205ZM217 194H218V195H217ZM240 194H241V195H240ZM247 194H249V195H247ZM38 195H39V194H38ZM58 195H61V193H60V194L58 193ZM62 195H61V196H62ZM66 195H67V196H66ZM103 195H104V194H103ZM138 195H137V196H138ZM154 195L156 196V194H154ZM154 195H152V197H153ZM211 195H213V196H211ZM216 195H217V196H216ZM228 195H229V196H232L231 198H232L233 200L230 199V197H227ZM246 195H247V196H246ZM50 196H49V197H50ZM71 196H70V197H71ZM123 196H124L126 199H125ZM135 196H136V195H135ZM137 196H136V197H137ZM142 196H144V195H141V197H142ZM145 196H146V195H145ZM148 196H149V195H148ZM155 196H154V199H155ZM157 196H158V194H157ZM218 196H221V197H219L221 200L217 198V199H218V202H216V201H217L216 197H218ZM222 196L225 198V200H224V198H223ZM255 196H256V197H255ZM47 197H48V196H47ZM49 197H48V198H49ZM74 197H75V198H74ZM138 197H140V196H138ZM138 197H137V198H138ZM198 197H199V196H198ZM212 197H213V198H212ZM245 197H247V198L244 199ZM258 197H259V199H258ZM35 198H36V196H35ZM35 198H34V199H35ZM39 198H40V197H39ZM45 198H46V197H45ZM134 198H135V197H134ZM137 198H136V199H137ZM148 198H149V197H147V199H148ZM158 198H159V197H158ZM178 198H179V197H178ZM248 198H249V199H248ZM50 199H52V200L55 199V196H54V198L52 197V198H50ZM149 199H150V198H149ZM154 199H153V200H154ZM182 199H183V200H182ZM192 199H193V200H192ZM206 199H207V200L209 199L210 201H209V200L207 201ZM226 199H227V200H230L231 202L233 201V202H232V203L229 202V201L227 202ZM257 199H258V200H257ZM260 199H261V200H260ZM46 200H49V199L46 198ZM100 200H101V199H100ZM124 200H125V201H124ZM151 200H152V199H151ZM164 200H165V199H164ZM164 200H163V201H164ZM197 200H198V201H197ZM212 200H213V201H212ZM215 200H216V201H215ZM219 200H220V202H219ZM243 200H244V201H243ZM43 201H44V200H43ZM137 201H139V200L137 199ZM161 201H162V200H161ZM166 201H167V199H166ZM166 201H165V204H164V202H161V203L164 204V206L162 205L163 208H166V207L169 206V205L166 203ZM195 201H196L197 204H198V205L196 206L197 209L195 208V205H196V202H195ZM245 201H246V203H245ZM261 201H262V203H261ZM45 202H46V201H45ZM45 202H41L42 205H43ZM121 202H123V205H122ZM192 202H193V203H192ZM204 202H205V203H204ZM210 202H211V203H210ZM215 202L218 204V207L216 206L217 204H216ZM247 202H248V203L250 202V203L247 204ZM254 202H256V203H254ZM37 203H39V202H37ZM41 203H40V204H41ZM48 203H49V202H47L45 205H47ZM133 203H134V204H133ZM136 203H137V202H136ZM138 203H139V202H138ZM153 203H154V202H153ZM157 203H158V202H157ZM177 203H178V202H177ZM190 203H191L192 205H191ZM199 203H200L201 207L205 204V205H204L205 207H204V206H203V208L199 207ZM201 203H202V204H201ZM221 203H222V204L224 203V204L221 205ZM225 203H226V204H228V203L230 204V203H231V205L228 204V205H227L228 207H227V206L225 205ZM51 204H52V202H51ZM166 204H167L168 206H165ZM232 204H233V205H232ZM244 204H245V205H244ZM256 204H257V205H256ZM42 205H41L40 207H43V206H44V205H43V206H42ZM53 205H54V204H53ZM64 205H65V204H64ZM152 205H153V204H152ZM154 205H155V204H154ZM206 205H207V206H206ZM213 205H214V206H213ZM220 205H221V206H224V207L226 206L225 208H227V209H226L225 211L228 210V212H226L228 215H226V214L224 213V212H225V211H224L225 208L221 207ZM243 205H244V206H243ZM258 205H259V207L262 205V206H261L262 208H261V207L259 208ZM125 206H126V205H125ZM127 206H126V208H127ZM134 206H135V207H134ZM156 206H157V205H156ZM208 206H209V207H208ZM219 206H220V209H221V210L219 209ZM229 206H230V207H229ZM247 206H248V207H247ZM255 206H257V207H255ZM38 207H39V206H38ZM45 207H47V206H45ZM49 207H50V206H49ZM49 207H48V208H49ZM55 207L51 206L50 208H53V209H54ZM70 207H71V208H70ZM149 207H150V206H149ZM178 207L180 208L181 206L179 205ZM188 207H189V208H188ZM193 207H194V208H193ZM207 207H208L209 209H207ZM214 207H215V208H214ZM232 207H233V208H232ZM122 208H123V207H122ZM128 208H127L126 210H128ZM160 208H161V207H160ZM168 208H169V207H168ZM199 208H201V209H199ZM205 208H206V209H205ZM212 208H213V209H212ZM216 208L219 209V212H220L221 216H224L223 218L225 219V222H222L223 218H221L222 220H221L220 222L223 223V224L226 223L225 227L229 224L228 228H229L230 225L232 224V226H233L232 229L234 228V225H233V224H236V223H237L238 225H235V229H234V230H238V229H239L238 231H239L240 233H238V235H236V236H233L232 239L230 240L231 242H230V241L225 242V241H221L220 239H218V241L220 240V242H222V243H219V242L217 241V239H216L215 242H216V243L218 242V243L216 244L214 241H213V243H212V244H213V247H214V244H215V247H214V248H210V247L208 246V250H207V246H206V245L208 244V243H207L208 240L205 242L206 244H204V241H205L204 239H206V236L204 237V236L202 235V232H201V231H200L201 234H199L200 232L197 233V232L199 231V229H196V227L194 226V224H195L194 222H197V224L200 223V227H201V228H202V225H205V227L207 226V228H208V226L210 227V225H212L211 228H213V230H212L211 228H209V229H211V233L213 232L212 234H214V237L216 236L215 238H219V237H217V235L219 236V233H218V231H217V228L214 226V224H212V222L214 221V218H213L212 216H214V215L210 216L211 214H213V213L216 211V210H215ZM131 209H129V210H131ZM141 209H142V208H141ZM144 209H146V207H145ZM148 209H151V207L148 208ZM185 209H186V210L188 209L187 211H189V212H187V211L184 212ZM189 209H190V210H189ZM195 209H196V210H195ZM256 209H257V210H256ZM258 209H260V210L258 211ZM41 210H42V209H41ZM43 210H44V209H43ZM47 210H48V209H46V211H47ZM137 210H138V208H137ZM192 210H193V211H192ZM197 210H198V213H197ZM199 210H200V211H199ZM207 210L212 211V213L209 212V211H207ZM214 210H215V211H214ZM46 211H45V212H46ZM64 211H63V212H64ZM67 211H68V209H67ZM139 211H140V210H139ZM149 211H150V210H149ZM194 211H195V212H194ZM203 211H205L206 215H208V213H209V219H210V220H209V219H208V220H209L210 222H209L208 220H207L208 222H207L206 220H204V218H206V215H205V213H203ZM206 211H207V212H206ZM222 211H223V212H222ZM256 211H257V212H256ZM49 212H50V211H49ZM49 212H48V215H46V216H49L51 212H52V213H55L54 211H51L50 213H49ZM136 212H138V211H136ZM141 212L143 213V211H141ZM170 212H171V211H170ZM172 212H173V211H172ZM221 212H222L223 214H222ZM229 212H231L232 215H230ZM42 213H43V212H42ZM133 213H135V212H133ZM138 213H139V212H138ZM145 213H146V215H147V211H145ZM154 213H155V212H154ZM158 213H159V212H158ZM184 213H185V214H184ZM186 213H187V214H186ZM196 213L199 214V215H196ZM200 213H201V214L203 213L202 215H205V217L203 218V216H202ZM210 213H211V214H210ZM39 214H40V213H39ZM45 214H47V212H46ZM136 214H137V213H136ZM160 214H161V213H160ZM182 214H184V216H183ZM253 214H254V215H253ZM262 214H263V216H262ZM41 215H42V214H41ZM43 215H44V214H43ZM52 215H53V214H51V216H52ZM138 215H139V214H138ZM138 215H137V216H138ZM140 215H141V214H140ZM143 215H145V214L143 213ZM143 215H141V216L143 217ZM148 215H149V214H148ZM163 215L165 216L166 214H163ZM195 215H196V216H195ZM256 215H257V217H256ZM39 216H40V215H39ZM141 216L138 217V218H141ZM171 216H172V215H171ZM191 216H192V217H191ZM193 216H194V217H193ZM198 216H199V218H198ZM226 216L229 217V218L226 219V218H227ZM61 217H62V218H61ZM147 217H148V216H147ZM160 217H161V218H160ZM165 217H166V216H165ZM176 217H177V216H176ZM183 217H186V218L184 219ZM200 217H202L203 220L206 221V222L203 221V223H202V218H200ZM210 217H211V218H210ZM255 217H256V219H254ZM46 218H47V217H46ZM133 218H134V217H133ZM143 218H144V217H143ZM169 218H166V219H169ZM191 218H192V219H191ZM196 218H197V219H196ZM212 218H213V219H212ZM260 218H262L263 221H262V220H259ZM38 219H40V218H38ZM64 219H63V220H64ZM129 219H130V218H129ZM190 219H191V220H190ZM193 219H194V220H193ZM198 219H199V220H198ZM200 219H201V222H200ZM238 219H240V220L238 221ZM180 220H184L186 223L183 222V221H180ZM188 220H189V222H190V221H192V222L194 221V222L189 224ZM211 220H212V222H211ZM241 220H242V221H241ZM245 220H246V224H247V225L244 224V223H245ZM116 221H118V223H117ZM161 221L164 222V219H162ZM198 221H199V222H198ZM227 221H228V224H227ZM237 221H238V222H237ZM261 221H262V222H261ZM149 222H151V223H149ZM163 222H162V223H163ZM180 222H181V223H180ZM239 222H240V223H239ZM254 222H255V223H254ZM259 222H260V223H259ZM40 223H41V222H40ZM152 223H153V224H152ZM184 223H185V224H184ZM204 223H206L207 225L204 224ZM213 223H214V222H213ZM251 223H253V224H251ZM257 223H258L260 226L262 225V226H261L262 228H261L260 226H258V231H259V232L256 230L257 225H258ZM154 224H155V225H154ZM157 224H158V225H157ZM186 224H189V225L186 226ZM192 224H193V225H192ZM223 224H221L222 227L224 226ZM239 224H240V225H239ZM255 224H256V225H255ZM151 225H152L153 227H152ZM169 225H173L174 228H173L172 226H171V227H172V228H171ZM250 225L252 226V228H250ZM156 226H157V227H156ZM158 226H159V229H158V230H160V227H161V229H162V228H163V229L166 228V229H168L169 231L166 230V233H165V229H164V231H162V230H163V229H162V230H161L162 233H160L161 231H159V233H157L158 230L155 229V228H158ZM168 226H169V227H168ZM175 226H176V227H175ZM185 226H186V227H189V228H184ZM198 226H199V225H198ZM213 226H214L215 228H214ZM239 226L242 227V228H239ZM247 226H248V228H247ZM128 227H129V228H128ZM154 227H155V228H154ZM179 227L182 229L183 232L180 230ZM192 227H193L194 229H193ZM203 227H204V226H203ZM236 227H237L238 229H236ZM243 227H244L245 229H243ZM49 228H50V227H49ZM54 228H55V227H54ZM201 228H200V229H201ZM207 228H206V229H207ZM259 228H260V229H259ZM47 229H48V228H47ZM61 229H62V228H61ZM61 229H60V230H61ZM171 229H174V231H172ZM175 229L177 230V232H176ZM189 229H190V230H189ZM206 229H205V230H206ZM209 229H207V230H209ZM214 229L216 230L217 233H214V231H215ZM224 229L226 230L227 228H224ZM229 229L231 230V228H229ZM248 229H250V230H248ZM252 229H253V230H252ZM49 230H50V229H49ZM52 230H53V229H52ZM55 230H56V228L54 229V231H55ZM58 230H59V228H58ZM58 230H57V231H58ZM156 230H157V232H156ZM178 230H179V231H178ZM187 230H189L190 232L188 231V233H186ZM191 230L193 231V233H192ZM205 230H203V231H205ZM227 230H228V229H227ZM234 230H233V232H234ZM254 230H255V231H254ZM260 230H261L262 233H263L262 236H260V235H261V231H260ZM148 231H149V232H148ZM170 231H171V232H170ZM196 231H197V232H196ZM209 231H210V230H209ZM209 231H208V232H209ZM231 231H232V230H231ZM252 231H253V232H252ZM61 232H62V231H61ZM146 232H148L147 235H146ZM169 232L171 233L173 239H175L176 236H177L178 234H181L180 237H179V239L183 238L182 236H185L184 239L187 237V238L185 239L186 242L184 241V239H181V240H183V241L181 242L179 239H177L178 237L176 238L177 240H179V248H178V250H177V249H174V248L172 247L173 245L170 244V242H168V241H167V242H166V241L162 242V241H163V240H162V237H161V236H158V235H160V234L163 236V234L165 233L163 237H164V238H166V237L169 238V237H168V233H169ZM173 232H176V233H175L176 236H175V234H174ZM178 232H179V233H178ZM181 232H182V233H181ZM223 232H224V231H223ZM183 233H184V235H183ZM194 233H196L199 237H198V236H195ZM206 233H207V232H206ZM227 233L229 234L228 231H227ZM235 233H236V232H235ZM152 234H154L153 236H156L157 240L155 239V237H152V238H151L152 240L150 239V237H151ZM156 234H158V235H156ZM188 234H189V235H188ZM239 234H240V235H239ZM166 235H167V236H166ZM171 235H170V237H171ZM173 235H174V236H173ZM193 235L195 236V243H196V244L199 243V244H198V247H199V248L201 247L200 250L202 249V250H201V253H200V250L197 251L195 247H191V246H190L191 249H192V250H191L190 247L187 245V242H188V244L190 245V242H189V241H190L191 238L194 237ZM200 235H202V236H200ZM205 235H206V234H205ZM178 236H179V235H178ZM208 236H209V234H208ZM220 236H221V235H220ZM145 237H146V238H145ZM188 237H189L190 239H189ZM197 237H198V238H197ZM153 238L156 240V243H157V244L154 243ZM160 238H161V239H160ZM200 238H201V239H200ZM228 238H229V237H227V240H228ZM230 238H231V236H230ZM188 239H189V240H188ZM196 239H199V240L196 241ZM221 239H222V238H221ZM149 241H150L151 243H150ZM158 241H161V244H160V242H158ZM175 241H176V240H175ZM200 241H201L202 243H201ZM180 242H181V244L184 242V244H186L189 248L186 247V245H184V244L181 245ZM223 242H224V243H223ZM148 243H150V245H149ZM158 243H159V244H158ZM229 243H230V245H228ZM162 244H164V245H162ZM166 244H168L167 247H166ZM200 244H201V245H200ZM203 244H204V245H203ZM212 244H209V245L212 247ZM218 244H219V245H218ZM221 244H222V245H221ZM224 244H225V245H224ZM156 245H158V246H156ZM170 245H171V246H170ZM183 245L185 246V249L188 248V249H190V251H188V249L185 251ZM199 245H200V246H199ZM216 245H218L219 247L216 246ZM226 245L228 246V250H225V249H227V246H226ZM147 246L150 247V248H148ZM153 246H154V249H153ZM161 246H162V247H161ZM168 246L171 247L172 249L168 248ZM180 246L183 248V250H182V248H181ZM205 246H206V247H205ZM224 246H226V247H224ZM203 247H205L206 249L204 248V249H205V250H204ZM220 247H221V248H224V249H220ZM157 248H159V249L156 250ZM160 248H161V249H160ZM229 248H230V249H229ZM149 249H150V250H153V251L155 250V252L151 251L152 253H150V250H149ZM164 249H163V250H164ZM167 249H166V250H167ZM173 249H174L175 251H173ZM193 249H195V250H194V253H195V254L193 253ZM209 249H211L210 252L212 251V249L215 250V252L213 251V255H212V253L209 252ZM219 249L221 250V252H219ZM260 249H261V250L263 249V250L261 251ZM166 250H165V252H166ZM169 250H168V251H169ZM171 250H172V251H171ZM203 250H204V252H203ZM222 250H224L226 253H225V252H222ZM179 251H180L181 254H182V253H184V254H183V255H179V254H180V253H178ZM182 251H183V252H182ZM187 251H188V252H187ZM206 251H208V252H206ZM228 251H229L231 254H230ZM260 251H261V254H260ZM185 252H186V255H187V256H189L190 254H191V255H190L189 257H187V256L185 255ZM197 252H198V253H197ZM205 252H206V256L204 255ZM156 253H157V254H156ZM163 253H164V252H163ZM174 253H175V254H174ZM208 253H209V256H210V254H211V257L207 256ZM219 253L222 255V256L220 255V258H219ZM262 253H263V255H262ZM150 254H152V255H150ZM193 254H194L195 256H194ZM198 254H199V255H198ZM215 254H216V255H215ZM223 254H224V255H223ZM229 254H230V255H229ZM234 254H235V256H234ZM258 254H259V255H258ZM153 255H154V256H153ZM192 255H193V256H192ZM201 255H204L203 257H204V258L206 257V258H205L206 260H205L203 257H200L199 260L196 258V257H199V256H201ZM214 255H215L216 257H215ZM227 255H229L228 258H226ZM155 256H156V257H155ZM160 256H161L162 258H161ZM177 256H179L180 258L177 259V258H178ZM183 256H185V257H183ZM213 256H214V257H213ZM230 256H231V257H230ZM236 256H237V257H236ZM238 256H239V257H238ZM262 256H263V257H262ZM150 257H151V260H150ZM171 257L169 256L168 258H171ZM182 257H183V258H182ZM212 257H213V258H212ZM217 257L220 259V261H219V259H218ZM229 257H230V258H229ZM234 257H235L236 259L238 258L239 261L236 260ZM257 257H258V258L261 257L260 260H259ZM53 258H54V257H53ZM152 258H153V259H152ZM155 258H156V259H155ZM186 258H187V259H186ZM191 258H192V259H191ZM194 258H195V259H194ZM208 258H209L210 261L207 260ZM232 258H234L235 261H234ZM242 258H243L245 261L242 260ZM246 258H247V261H246ZM248 258H249V259H248ZM157 259H158L159 261H158ZM180 259H181V260H180ZM182 259H183V260H182ZM193 259H194V260H193ZM212 259H213V260H212ZM227 259H228V260H227ZM251 259H254V260H251ZM257 259H258V260H257ZM168 260H170V261L173 263L172 259H168ZM189 260H190V262H189ZM232 260H233L234 262H233ZM160 261H161V262H160ZM170 261H168L167 263L169 264ZM180 261H181V262H180ZM217 261H218V262H217ZM171 262H170V263H171ZM188 262H189V263H188ZM232 262H233V263H232ZM236 262H237V263H236ZM238 262H241V263H238ZM249 262H250V263H249ZM164 263H166V261L162 262V264H164ZM167 263H166V264H167Z\"/></svg>","mask_w":264,"mask_h":264}]
</instances>
